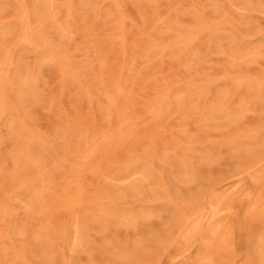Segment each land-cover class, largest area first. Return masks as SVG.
Returning <instances> with one entry per match:
<instances>
[{
    "label": "rangeland",
    "instance_id": "obj_1",
    "mask_svg": "<svg viewBox=\"0 0 264 264\" xmlns=\"http://www.w3.org/2000/svg\"><path fill=\"white\" fill-rule=\"evenodd\" d=\"M0 1L2 3V4H0V8H1L0 13L3 14V17H4V18H2L1 14H0V22L3 21L2 23H4V22L6 23L9 20L8 18H10L11 23H9L10 22L9 21L6 23V25L9 23L8 25H11L10 27H12V25H14V23L16 24L12 27L13 30H10L11 28L7 27L8 25L6 27H4L5 23L2 25L0 23L1 30L2 31L4 30V29H2L3 27L5 29L7 28L9 30V32L11 31L12 33L19 30L18 33L17 32H16V34L14 33L15 34L14 38H15V40L17 39L15 42H14V38H13V41L11 39L14 34L12 35V33L10 34L9 32H7L12 37H10L9 34H6L7 29L5 30V32L3 31V37L0 38V40L1 39L3 40L4 35H5V36H9L11 39V42L9 43V37H8V39L5 38L6 41H8V43L11 45H9L7 42H5V40L3 41V43L7 44V47H5V49L7 51L4 50V48L2 49V47L6 46V44L2 43L3 45L1 47L2 40L0 41V48L4 51L3 52L0 49V54L2 52L4 53V55L2 53L3 56L0 55L1 56L0 61L3 60V62H5V63L2 62L0 64V66L2 65V67H1L2 70H0V74H1L0 75V88L3 86L4 90L6 89L5 91L2 90L3 87H2V89H0V91L2 90L0 92V94H1L0 105L3 106V109L1 108L2 106L0 107V111H1L0 118L3 117L2 113H4V114L6 113V110L4 107H7V106H8V109H9V107L11 109V110L9 109L10 112H9V110H7L8 111L7 113H9L11 115L16 114L14 116L12 115L14 117V119H12L11 115L7 114V117L5 116L6 118L4 117V118H2V121L0 120V124H1L0 125V129H1L0 130V157H1L0 159L2 160V162L0 160V163H1L0 165L5 164V166H6V167L0 166V169L2 168V170L0 172H3L2 173L3 175L0 173V176L2 177L4 175L8 174L9 172L12 173L16 170L22 171L21 168L24 169L23 168L24 164L25 165L28 164L27 166H29V167L24 165V167H26L27 169H29V168L32 169V167L35 166L36 167L35 169L33 167V173L35 172V170H37V168H39L38 169L39 171H36V173L37 172L39 173V174L38 173L36 174L38 176L41 174L40 171H42L41 165L47 164L48 165L47 167H49V168L44 169L43 168L44 166H43L42 169H44L45 172L50 169L48 171V173L53 169L52 172H50L51 174L50 173L48 174L47 172L45 173L43 171L42 174H44V175L39 176V177L47 178L46 184L43 181L44 178L41 179L34 174L37 178L41 179V185L44 186L43 189L46 192V194L50 193V194H47V196L50 195L49 198L51 199V201L53 200V198L57 197L55 199L57 201V203H58V200H60L59 198H61L63 201H65V202L61 201L60 204L58 203L60 205V207L63 203L64 204L62 207H65V204L68 207H69V205H71L72 207L70 206L69 210L67 209L68 211L73 210V212H74L76 210V208H77L76 211H79V209H80L79 207H81V205L83 204L82 205L83 207H81V208H85V209H80V210L82 212H83V210H85L84 214L86 215L85 216L83 213L79 215L78 213H80V211L77 213L78 215L76 214V211L74 213L73 212L71 213V211H70V213H69L65 210L66 208H68L67 206L65 207V209L64 208L63 209L62 208L57 209V207L59 208V205H57V203L54 200L52 202L49 201L50 199L48 197H46V194H44L45 192H43L42 194L47 198V200L50 203L47 200H45L46 198H43L44 196L42 195L43 196L41 198L42 200L40 199L39 202L37 203V204H39L38 206L35 205L36 203L32 202L33 203L32 205L37 206V208L35 206L33 207L32 205L29 207L26 206V205H30L31 203L26 204V205L22 204L23 202L24 203L28 202V196H27L28 194H27L26 188H27V186H29V180L28 179L31 176L33 177V173L31 175V169H29L30 171L28 170L27 173L30 175V177H27V176H29L28 174H26V177L25 176L23 177V175H25L26 170H27L25 168L23 170V172H21L22 175L19 174L20 172H17V171H16V173L14 172V174L12 175L13 178H14V176L16 177L14 179L12 178L11 173H9L8 176H10L13 179V182L10 180L11 178H9V177L7 178V176H4L1 179L2 182H0V185L2 184V186H0V189L4 188V187H5V189L0 190V197H1V194H3V195L6 194V191L9 192V190H11L10 188H12V189L14 188L13 190L16 193L11 190L10 192L14 193V194H12V195L10 194V196L8 195L10 197L9 199H8V196H6L8 194V192L4 197H1V199H0V200H2V199L4 200L5 198L8 199V200L5 199L4 201L3 200L1 201V203L3 205L0 203L1 207L3 206L2 207L3 209H1V207H0V210L2 211V212L0 211V217H2V215L4 218L7 216L5 219L0 218V220L2 219L0 221V230L2 229L3 233H4V231L6 232V234L9 233L8 237L6 235V237H4V240H0L1 241L0 244H2V241H3V245H4V246L1 245V247H3L4 249L0 247V249H2L0 251L3 253L2 255H0V264H7V263L8 264H13V263L15 264L16 262H14V261H16V260L19 263L18 259H21L20 263L22 262V259H24L23 260L24 262H22V264H25V263L26 264L27 263L28 264H62L65 261L67 263L70 262V264H118V263L124 264L125 262H126L125 264H171V263H169L168 258H169V256H172L173 253H171L168 256H166L165 258H163L159 263L157 262V256L159 255V253H158L159 249H158L157 244L160 241L164 240V238L165 239L168 238L170 236L169 234H173L175 224L178 221V219H175V218H177V217L183 218L184 216H187V214H189L192 211H195L199 207H205L207 209L208 199L210 198L211 191L213 190V188L218 187L220 184H222L223 180L230 178V177H233L236 180L240 179V182L242 184L244 183L245 184L244 187H246L247 189H250L252 194L257 193L259 190H262V189H263V194H264V183L262 185H259V186L251 184V181L249 180V176L247 174V170H248L247 168H249L251 165H253L257 159L264 156V149L261 148L264 146V141H262V140H264V137H263L264 132L262 133V131L264 130V124H262V123H264V103L262 102L264 100V97L262 96V95H264L263 94L264 88L260 89L262 86L264 87V84H263L264 83V75H263V73H264V0H147V1L146 0H118L119 5H118V3H116L117 0H113V1H115L114 3L112 0H105V2L107 1L106 3L104 2V0H99V2H98V0H96V2L98 3V6L96 4V8L94 6L95 3L94 4L92 3L93 1L95 2V0H92V1H90V0H73V4H71V9H69V7L67 6L68 4L66 1H68V0H53V1L50 0L49 3H48V0H46V1L45 0H35V1L31 0V4L34 6L38 3V1L39 2L42 1V3H39V5L37 4L38 6H40V8L37 7V9H39L41 11L46 9V11L41 13V11L36 10V6H35L34 9L38 12V14L35 13L36 17L33 14L36 11L34 9H33V11L31 10L34 6L30 5L31 9L29 7V4H30L29 1L30 0H28V1L23 0L22 2H25V3H22L21 0H11L12 6H11V3H9L10 0L9 1L7 0L8 2L6 0H0ZM4 1H5V3H4ZM44 1H45V4H44ZM70 1H68V3H72V0H70ZM108 1H110V4L113 3V5L107 4ZM6 2H7V4H6ZM50 2H52V3L55 2V3L50 4ZM100 2H101V4H100ZM16 4H19L16 7L18 13H17V11L14 13L15 7L13 8V11H12V7L16 6ZM20 4H22V5H20ZM25 4H26V6H24ZM46 4L48 7L45 6ZM114 4L119 6L118 7L119 11H118V8H116V6H114ZM247 4H248V6H246ZM8 5L10 6V8H8L9 7ZM54 5L58 6L59 8L55 7ZM64 5L67 7H64ZM241 5L243 7L244 6L245 7L242 8ZM5 6H8V7H5ZM23 6H24V9H26V8H29V9H26L23 11ZM69 6H70V4H69ZM49 7H53L51 9H53L52 12L54 14L52 12H50L51 9ZM41 8H44V9L42 10ZM47 8H49L48 12H50V13L44 14L47 12V10H48ZM54 8H56V9L58 8V10L55 12L56 9H54ZM67 9H69L70 14L67 13L68 12ZM10 10L15 14V17L12 16L14 14L12 12H10ZM29 10H31V12ZM71 10H72V12H71ZM20 11H23V12H20ZM26 11L28 13L33 12L32 13L33 15L31 14L32 15L31 16ZM10 13H12V14L9 15ZM16 13L18 14V17L20 19H18ZM24 13L25 14L27 13L26 16L28 15L29 17L28 16L26 17L24 15ZM36 14L38 15V18L40 20L42 19L43 22H46V21L49 22L52 20L51 22L53 23V21H54L53 24L55 25V27H56V24H58L57 28L54 27V29H56V30H53L54 25H52V23L49 22V30L51 29L52 32H55L54 38H52V36L48 38V36H47V38L49 40H50V38L52 39V41L50 40L51 42L49 41L50 43H52L54 41L53 42L54 44L52 43L53 44L52 46H49L48 45L49 43L45 41V40L48 41V39L46 38L45 35H48L49 33H51L46 28L48 23L46 22L47 23L46 26L43 25L41 28L42 22L40 23V25L38 24V22H40V20L37 19ZM5 15H8V17ZM53 15H56L57 18H56V16L54 17ZM11 16H12V18H11ZM24 16L26 18H24ZM39 16H41V17H39ZM42 16L44 18L47 16H49V17L46 18L47 19L46 20V19L42 18ZM119 16H121V17L123 16L124 18L123 17L121 18ZM5 17H7V18H5ZM50 17L51 18L54 17L56 19L53 20ZM13 18H15L14 23L12 22L14 20ZM30 18L32 20H35V21H32ZM58 18L60 20H58L59 22L57 23L55 21H57ZM28 19L31 20L30 22H32L31 26H30V22ZM36 19H37V21H36ZM17 20H18V24L16 23ZM44 20H46V21H44ZM120 20H122L121 21L122 23L120 22ZM25 21H26V23H24ZM64 21H65V23L67 21L70 22V25L67 24L68 22L66 23L68 28L66 27L65 24H64L65 26L60 25L61 23H64ZM117 21L120 23V28H118L119 23H117ZM19 23H20V25H19ZM21 23H23V25ZM42 24H44V23H42ZM21 25H22V27H21ZM32 25L33 26L37 25L35 27L37 29H33L34 27H32ZM121 25H122V30H123V31L122 30L121 31L123 32V35H122V32L120 33ZM25 26H27V27L25 28ZM38 26H40V28ZM60 26H62L63 29ZM28 27L29 28L31 27L30 29H33L34 31L32 30L30 33V29H27ZM64 27L68 30H66ZM23 28H25V29H23ZM44 28H45V30H44ZM58 28H60L59 30H61V31H63L65 29L66 32L64 30L62 32V34H63L62 35V34H60L61 31H59ZM117 28L119 30H117ZM42 29L44 31H42ZM26 30H28L29 33H27ZM36 30H38V31L41 30L40 32H42V33H44L45 31H46V33L48 31L49 32L47 34L44 33L45 35L44 34L42 35L40 32H38ZM213 30L214 31L216 30V32H219L220 35L216 32H213ZM2 31L0 32L1 33L0 36H2ZM35 31L38 32V34L40 33L39 35L42 37L43 42H41V40H40L41 37H38L39 39L37 38V41L41 42V43L39 42L40 45L38 44V42L36 43V40H34L35 39L34 35L36 34V37L38 35L37 33L33 34ZM208 31H211L210 34H212V36H213L212 38H211ZM66 33H67V35H66ZM230 33L233 34V36ZM28 34L31 35V37L33 35L34 38L32 37V39L34 40V43H36L35 45H33L34 44L33 42H30L31 38H30V36H28ZM58 34H60V35H58ZM124 34H125V37H124ZM178 34H180L182 37H180ZM17 36H19L18 37L19 39L16 38ZM121 36H123L124 39ZM176 36H178L177 37L178 40L179 39L181 40L180 41L181 46H183L185 43H188L187 45L185 44V46L182 47L186 50V53H183L185 51L181 52L180 49H182V48H180L181 46L178 44L180 42L178 40H176ZM23 37H25V38L23 39ZM119 37L122 38V43L125 42L124 45L120 44L121 38H119ZM184 37L187 39H185ZM174 38L176 40L174 42H177V46H179V47H177L175 43L173 45V42H171L172 44L169 43V41L174 40ZM228 38H229V40H228ZM234 38L236 40H234ZM25 39H26V41H25ZM183 39L187 40V41H184ZM123 40H124V42H123ZM239 40H242L241 41L242 44L239 43L240 42ZM24 41L26 43H24ZM28 41H29V43H28ZM55 41L57 44L55 43ZM155 41H159L156 43V44H158L157 45L158 47H156V48H155V46H156L155 44H151V43H155ZM233 41H235L234 43H237V41H238L237 45L233 44ZM19 42H20L21 48H23L20 51L25 52V55H24V53H20V51H18L19 50L18 48L20 47ZM45 42H46V44L48 43L47 44L48 47L45 46V47H47V49L43 46ZM160 42H162V44H160ZM163 42H168L169 44L163 43ZM230 42H231V44H230ZM31 43H33V44H31ZM42 43H43V45H41ZM182 43H183V45H182ZM12 44H14V45H12ZM96 44L98 46V49H97ZM149 44L151 45V48H149L150 50H152L151 52H150V50H148V48H146L149 46ZM24 45L25 46L27 45L26 48L23 47ZM57 45H59L60 48ZM159 45H161V47ZM28 46L32 47V48H29ZM53 46H55V47H53ZM93 46H95V48ZM175 46L177 47L176 48L177 51H176V49L173 50V48H175ZM186 46L188 47L187 49H186ZM231 46L234 47L235 49L239 48L238 49L239 51L235 50ZM241 46H243V47H241ZM9 47H11V48L9 49ZM16 47H18V48H16ZM27 47L29 48V51L26 50V49H28ZM33 47L36 50L38 48L42 49V50H43V48H45L46 52H43V54H42V50H40L41 52L38 51L39 49L37 51L35 50L39 54V58H38V56H36L38 54L36 52H34ZM90 47L94 48V50L95 49H97V50H95V52H94V50L91 49ZM165 47L166 48L168 47L167 49H169V47H171V48L169 50H167V49H165ZM250 47L252 48V50ZM54 48L56 49L55 51H57V53H58V55L56 57H55L56 52H54ZM57 48L59 50H61L60 52H64V53L61 54ZM158 48H159V50H158ZM160 48L163 51L167 50V53L165 54V52H163ZM178 48H180L179 49L180 51L178 50ZM226 48H228V49H226ZM247 48H249V49H247ZM15 49H17V51L20 54ZM48 49L51 51L49 52ZM62 49H64V50L62 51ZM184 49H182V50H184ZM22 50H24V51H22ZM146 50H148L149 52ZM155 50H157V51H155ZM160 50L163 53V54L161 53L163 55V56L161 55V57H160V52H159ZM171 50L176 51L175 54H173V52H171ZM240 50H241V52H240ZM247 50H251L250 51L251 53L248 52ZM11 51H12V53L10 54ZM47 51L49 53L52 52V54L54 55L52 58L54 59V57H55L54 60L56 62L53 59H51V57H49V55L52 56V54H48ZM97 51L98 52L100 51V52L98 53ZM224 51H226L225 52V55L227 54L226 57L224 55ZM229 51H231L232 54ZM242 51H244V52L242 53ZM6 52L8 54H5ZM178 52H181V54L182 53L183 54L180 56V53L178 55ZM239 52L241 53V55L246 54L247 56L245 55V58H242L243 56H241ZM15 53L17 55H14ZM143 53H145V56H148V54L151 55L155 59L152 58L151 56H148V57H150V59L152 58L153 60H158V61H153L152 59L148 60V57L141 56V55H144ZM146 53H148V54L146 55ZM169 53L170 54L172 53V55H171L172 58L170 57ZM248 53H250V54H248ZM12 54H13V56H12ZM46 54H48L47 58L48 59L50 58L49 61L54 62V63H52L53 65L50 62H46V63L50 64L49 66L55 65L59 69H55L54 68L55 66L49 67L48 65H45L46 63L44 61L47 59L45 56ZM59 54H61L62 57L67 54L66 55L67 57L64 56L63 58H65V57L67 58L66 59V61L68 60L67 65L69 63H70V65H71V63L73 65H71V67H70V65H68V66L65 65L66 61H65V63L63 61H61L63 58H61V56H59ZM235 54H237L238 57H235V56H237ZM5 55H6V57H4ZM20 55L22 56V59H21ZM168 55H169V57H168ZM173 55H177L178 57L179 56L180 57L179 58L177 56L173 57ZM184 55H185V59L183 57ZM16 56L17 57L19 56L18 59H20V60L16 59ZM227 56H230V57L227 58ZM239 56L242 60H240ZM34 57L37 59V62L41 61L42 63L44 62V64L41 63L42 64L41 65L40 63H36ZM6 58L7 59L10 58L9 62ZM11 58H12V60H11ZM42 58H45V60ZM56 58H58V59H56ZM146 58H147L146 61H148L147 63H146V61L143 62ZM169 58H171V59H169ZM175 58H177V59H175ZM5 59L7 62L5 61ZM48 59L46 61H48ZM98 59H100V61ZM233 59H234V62H232ZM244 59H246V60H244ZM14 60H18L17 62H19L21 64V65L19 64L20 67L17 66L18 65L17 62H16L17 65L15 64L16 68L18 69V67H19L21 69V71L15 72V70H17V69L14 68L15 70H13V68H11L12 65L15 63ZM23 60H24L26 65L30 66V64H31L30 68H28L25 65L24 66L22 65ZM170 60H172V61H170ZM70 61H72V62H70ZM150 61H152L153 63ZM101 62H102V65H101ZM33 63H35L36 66ZM9 64H11V66ZM147 64H148V67H147ZM3 65L5 66V68H3ZM8 65H9V68H7ZM15 65L13 67H15ZM37 65H38V67L40 65V67L42 66L43 68L42 69L40 67L38 68ZM57 65L58 66L60 65V67H58ZM103 65H106L107 68H110V69L112 68L111 71L113 73L111 74L110 70L107 71V69ZM21 66L23 68L25 67L26 69L28 68L27 69L28 73H27V70L26 69L23 70V68ZM33 66H35L37 69H34L35 67H33ZM72 66L74 68L73 69L74 72H76V73L72 72L73 71L71 69ZM145 66L149 69L148 70L145 69ZM224 67H226L227 71L229 70L230 72L228 73L225 69H223V70H225L226 72L225 71L220 72V71H222L221 69ZM60 68H63V69L60 70ZM100 68H102V69H100ZM114 68H115V70H117V73L116 72L114 73ZM150 68H151V71H149ZM8 69H10V71L12 69V72H14L11 74L12 76H14V79H15V75H16L15 73L20 74V75L18 74V76L16 75V79L14 80V83H11V82H13V81H11V80H13V78L12 77H11L12 79L10 78L11 75L8 76V74H7L9 72ZM29 69L32 72L33 71L34 72L31 74ZM39 69H41V71ZM103 69L105 71V73H104L105 75L103 74V79H102V73L104 72V71H102ZM37 70H39L40 73H38ZM55 70H56V72H57V70H59V71L56 73ZM3 71H4V73H3ZM24 71L27 73V75L30 73L29 75H31V77H32V75H34L37 72L35 74L37 77L34 75L35 77L33 76V78H34L33 79L28 75L29 80H27V77H26V74L24 73ZM64 71H66V73ZM68 71H70V72H68ZM20 72H23V73L21 74ZM63 72L65 74H63ZM9 73H11V72H9ZM108 73L110 74V76ZM218 73L219 74L222 73L221 74L222 76L219 75ZM227 73L228 74L233 73V74L228 75ZM237 73H238V76H237ZM23 74H25V75L23 76ZM37 74H39L40 77ZM57 74H58V76H57ZM69 74L71 75V77L69 76ZM73 74H75V75H73ZM106 74H108V76H106ZM6 75L9 77L7 79V81L5 80L7 78ZM72 75H73V77L75 76V78L77 77L78 79L72 78ZM98 75H100L101 78L94 77V76H98ZM111 75L113 77H111ZM225 76H226V78H224ZM21 77L23 79H26L27 82L30 81V83H28V85H27L28 88L25 85L21 84V82H23V80L22 81L20 80V79H22ZM63 77H65V78H63ZM106 77H108V79H109V81L107 80L108 83L106 82V80H104V78H106ZM229 77H232V78H229ZM35 78L39 81L35 80ZM57 78L58 79L61 78V80L63 78V80H62L63 82L65 79H67L68 82H71L73 79H75V80L72 81L71 83H69L70 85H68V83L66 82L68 85V87H67V85H65L63 82H59L61 80L60 79L58 80ZM71 78H72V80H71ZM69 79H70V81H69ZM16 80L18 82L15 83ZM33 80H35L36 83L31 85L32 83L35 82V81L33 82ZM77 80H79V81H77ZM230 80L231 81L233 80L232 81L233 83ZM246 80H250V81L252 80V83L249 85L250 82L247 84ZM9 81H11V82H9ZM103 81L106 83H104ZM242 81H244V82H242ZM5 82H7V83L9 82V83L7 84ZM58 82H59V84H58ZM75 82H76V84H73ZM97 82L100 84V87L101 86L104 87V88H101L100 91L98 90L99 87L97 89V84H98ZM100 82H102V83H100ZM125 82L129 83V84L132 83L134 85V87L132 84H130V85H132L131 88L133 87L134 89L133 88L131 89L130 86H128V88H130L132 91H126L125 89H127V86H126L127 84H125ZM230 82L232 84H235V85L233 86ZM245 82L251 90L248 87H246L247 85L242 84V83L245 84ZM256 82H258V83H256ZM61 83H63L64 85ZM165 83L166 84L169 83L170 85L169 84L166 85ZM183 83L185 85L186 84L187 85L185 86ZM259 83H260V86H258ZM9 84L12 86L13 89L11 88V90H10V88H8L10 86ZM12 84L14 85V87ZM19 84H20V87L22 89L19 87ZM29 84L32 86L31 88H30ZM106 84L109 86H107ZM118 84H120V85H118ZM122 84H123V86H121ZM164 84H165V86H168V87H165ZM181 84H183V87L181 86ZM188 84L194 87V88L192 87L193 88L192 89L193 94L196 93L197 91H199V90L194 91V89H196V86H198V85L200 87H197V88H201V86L203 88L208 87L207 90H206V88L204 89L205 91L203 90V88H201L202 90L201 89L200 90L202 92L204 91L205 100L207 102L210 101V103H211V104L209 103L210 105H212L211 101H213V100L216 102L218 101L219 107H217V108L219 109L220 113L217 110V108L214 107L213 105L210 106L207 103L205 105L206 101L204 100V97L202 96L203 93L201 91H199L200 94H197V93L194 94L195 97L189 96L190 99L195 98V99H193L194 101H191L192 99L190 100L188 98V95L187 94L185 95L183 92L185 87H186V89H187V87L188 88L190 87V86H188ZM194 84H196V86H194ZM207 84H209V86H207ZM236 84H238V85L242 84L244 87L242 85H240V86H242V88L240 86L238 87ZM5 85H7L8 87ZM17 85L21 91L19 90ZM35 85L37 88L34 87ZM59 85H61L63 87L61 88ZM77 85H79V86L82 85V87H79ZM110 86L114 87L113 88L114 92H112V89L110 91ZM235 86H236V88H235ZM251 86H253V87H251ZM255 86L260 91H258L257 89L255 90V88H256ZM115 87H117V88H115ZM122 87H125V89H123ZM156 87H158V88H156ZM160 87H162L161 90H158V89H160ZM7 88L9 89V92H7V90H8ZM33 88L38 89V91L35 89V91H37V92H35ZM80 88L81 89L84 88V90L88 89L91 92H89L88 90H85L86 92L84 94L83 93L84 90L81 91ZM105 88H107V89H105ZM170 88L172 91L174 89V91L172 92V94H174V95H172L171 91L168 90ZM177 88H178V90H177ZM180 88H182V89H180ZM223 88H224V90H223ZM23 89H24V91H23ZM96 89L101 94L102 93L105 94V90L108 93L110 92L109 94L112 93V95L110 97L107 96V93L105 95L103 94L104 96L102 95L104 98L107 97V99L105 98V100H107L106 101L107 103H103V102H105V100H101V99H104L102 96H101L102 97L101 98L100 96L96 95L97 93H98V95H100ZM18 90H19V92H23V95L26 94L27 97H28L29 93L31 94V92H34L35 94L32 93V95H34V96L29 95L30 100L28 98V101H27V97L24 96L23 99L26 101V103L23 104V103H21V102H23L22 97H21L22 101L21 102H20V100L18 101V95L20 96V94H21L18 92ZM118 90H120V92ZM165 90H167L168 92ZM179 90H181V92H179ZM226 90H229V93ZM261 90L263 91V93ZM10 91H13V95L10 94ZM15 91L17 92L18 95L16 94ZM102 91H104V92H102ZM116 91H118L117 94H116ZM121 91L123 92L122 94H121ZM154 91H155V93H154ZM161 91H164V92H161ZM206 91H208L207 92L208 97H206ZM248 91L250 94L248 93ZM250 91L254 92V94L251 93ZM255 91L261 92L260 97L263 100H261L260 97L258 98V96H257L258 92H255ZM6 92H7V94H6ZM127 92L130 95H127ZM185 92L189 93L191 91H189L187 89V91H185ZM222 92L228 93L225 96V98L223 96V95H225V93L223 94ZM82 93H83V95H82ZM90 93L91 94L93 93L94 95L92 94L93 95L92 96ZM168 93L170 95V98H169ZM179 93H182V94L180 95ZM192 93H190V94L192 95ZM8 94H10V99H8V97H5V95L9 96ZM14 94H16V95H14ZM88 94H90V95L87 96ZM160 94L162 95V97ZM163 94H164V97H163ZM165 94L168 96L166 97ZM183 94H184V96H183ZM219 94H220L221 98L222 99L224 98V100L226 101V102H223V104L221 103L223 107L220 106L221 104L219 103L222 101ZM84 95H86V96H84ZM118 95L121 96V98H122L121 100L119 98L120 96H118ZM171 95L173 97H171ZM176 95H180V96H176ZM198 95L200 97L202 96L201 97V98H203L202 101ZM258 95H260V93H258ZM15 96H17V101L21 103V104L20 103L15 104V106L18 105V107H19V105H22V106L24 105L23 107L21 106V108L19 107V111H20V109L23 108V110H21L20 112H22L23 114L25 113L26 117H25V115L23 116V114L18 111V108H16L17 106L14 107V105L12 104L15 102L17 103V101H15L16 100ZM82 96H84V97H82ZM95 96H97V98ZM156 96H158V97H156ZM181 96H183V97H181ZM185 96H187L188 101L190 100L192 103L190 101L187 103V101H186L187 99H185V100L183 99ZM87 97L88 98L90 97V98L87 100ZM152 97L153 98L156 97L159 100L158 99H152ZM177 97H178V101H179V97H181L180 99H182V101L181 100L179 102L176 101ZM218 97L220 98V100L218 99ZM11 98L13 99V101ZM93 98H96V99H93ZM98 98L101 101H99ZM161 98L162 99L165 98V101L162 100ZM172 98H175V101L178 103L177 104L178 108H177V106H175L176 102ZM196 98H199V100ZM34 99H36V100H34ZM92 99H93L94 103L96 100H98V102H100V104L102 103L101 104L102 106L100 105V107L103 109L101 111V112H103V114L109 112V110H106L109 108V106L113 107L114 104H116V106H117V103H116V101H117L118 106H119L118 107L119 110L117 109L116 106H114V108L116 107V112L118 110L117 114L122 119L124 117L127 118V116L129 115V117L127 119L124 118V120H126L125 122L128 123V125L126 124L127 130H128V133L131 132L132 135L130 134V136L132 137V139H131V137H129V135H127L128 133L126 130V132H125V134L127 133L126 135L120 134L122 137L120 135H119V137L115 136L117 138V139L115 138L117 143H121V142L124 143L122 145H119V147H117L118 146L117 143H116L117 144L116 146L114 145L116 142V141H114V139L110 143H108L112 147L111 146L109 147V145L105 146L104 143L102 144L100 142L101 145L99 144V147H102L101 149H103L104 147L105 148L107 147L106 149H104L105 152L101 149L98 150V152L100 151L98 154L99 156L95 155V157H93L94 159L97 157V159L95 161H94V159L91 160V161H93L92 163L95 164V166L93 164H91V165L85 164L82 166L81 170L79 169L80 171L79 170L77 171V173L79 175H80V173L82 174V175H80L81 176V178H80V176L76 177V175L74 174L75 172L72 173L73 174L72 175L69 172L70 170H68V167L70 166L72 168L76 163L78 153L81 154L84 152L85 149H83V148H82L83 152L82 151L80 152V150H81L80 146L81 145L83 146V142L88 140L85 138H88V135H89V139H91V141H93V140L99 141L101 139L100 136L102 137V135H100V133L98 134L96 132H101V134H102V131H103L104 132L103 134H105V130H106L105 128L106 127L108 128V126H111V125L113 127V125H114L113 124L114 122H112V120L110 122V120L108 119V116L106 114H105L106 116H104V115L101 116L102 113L98 112L101 110V108L99 109V107H97V105L99 103L96 101V103L95 104L93 103L94 105H92V102H93ZM151 99L154 100V102L152 101L153 103L149 102ZM166 99H169V101L168 100L166 101ZM170 99H172V102H170ZM1 100H3L2 101L3 104H1L2 103ZM118 100H120V103ZM161 100L163 103L160 102ZM259 100H261V101H259ZM90 101H92V102H90ZM113 101H114V104L112 105L111 103ZM4 102H6V103H4ZM88 102L90 104H88ZM156 102H158L159 104ZM167 102H170L169 103L170 108H169V105ZM173 102H175V103H173ZM185 102L188 105L185 104ZM240 102L241 103L244 102V103L241 104ZM172 103L175 105H172ZM181 103H182V105L183 104H185V105H183V106L180 105L181 110H179L180 109L179 104H181ZM215 103H214V105H215ZM239 103L243 106L241 107V105ZM4 104L5 105L8 104V105L5 106ZM11 104L13 107H11ZM105 104L107 105V107ZM161 104H163L164 106L162 105L163 107H160ZM155 105L157 107L156 108L157 111H158L159 107L163 108V109H161L162 112L158 111L161 114H159L155 110ZM157 105H159V107ZM203 105L206 106L208 109H210V107H212V109H210V110L207 109V112L209 111V113L210 112L212 113L211 110H213V109L215 110V108H216V111L213 110L214 114H212V117L210 114L205 112L206 110H205V107ZM208 105L210 107H208ZM147 106H149V107L152 106V107L148 108ZM153 106H154V109H153ZM195 106H198V107L195 109L194 108ZM112 107H110V108H112ZM175 107L177 108V110ZM238 107H241V108H238ZM74 108L77 111H80L82 113V115L84 114V116H82L80 114V117H83L84 121H81L82 118L80 119L79 115L77 116V114H79L80 112L79 113L75 112V114H73L75 111ZM151 108L153 109L152 111H151ZM226 108L229 109L228 111L231 110V112H234V113L233 114L232 113L229 114V112L227 113ZM201 109H202V111H201ZM13 110H15L16 112ZM203 110H205V111H203ZM223 110H225L226 114H225V112L222 113ZM12 111H13V113H12ZM153 111H154V113H153ZM204 112H205V114H204ZM216 112H218V114H215ZM120 113L122 115H120ZM19 114L24 118H29L30 120L26 119L29 123H27V121L24 118H22ZM71 114L74 116V117H72L73 119L74 118H77V119L72 120ZM125 114H126V116H124ZM157 114L159 115V117H158L159 119H157V116H158ZM99 115L103 120L105 118H106V120L102 121V119L99 117ZM205 115L206 116L210 115V116L206 117ZM213 115H215V116L213 117ZM8 116L9 117L11 116L10 119L12 121L9 119ZM15 116L17 117L16 120H15ZM19 116L21 118H19ZM103 116L105 118H103ZM152 116L154 118H152ZM61 117L66 118V121ZM78 117L80 120L78 119ZM209 117L211 119H209ZM129 118H132L133 120L130 119L131 121H129ZM3 119H4V121H3ZM7 119H9V121H6ZM19 119H20V121H19ZM21 119H23V120H21ZM14 120L15 121L18 120L17 121L18 124L15 123ZM86 120H87V122H86ZM134 120H135V122H133ZM10 121L11 122L14 121L13 125L14 124L15 125L17 124V125L13 126L12 123H10ZM4 122H5V125L8 124L6 126V128H5ZM20 122H22V123H20ZM62 122H63V124L65 122L64 125L65 126L67 125V127H65L63 124H61ZM68 122H69V124H68ZM73 122H77V124L80 125V126L77 125L78 127H81V129L86 130L85 132L82 130L85 136L83 135V133H81L82 131L79 130L80 128H77L76 124ZM82 122H83V124H85L84 122H86L85 127L88 126V128L85 129ZM109 122L111 123V125H109ZM130 122L134 123L133 126H131ZM30 123L33 125V127ZM70 123H72V125L76 126V127L71 126ZM27 124H30V127L33 128L32 132L29 131L32 128H30L29 125L27 128ZM60 124L65 129L67 128V130H68V128L70 129V127H71L73 129L72 132H74V134H72V132L69 130H68V132H70V133L67 134V131L64 128H62L68 136L67 137L65 135V138H64L65 132L63 131V133H62V131H60L62 129L61 128H60V130L58 129ZM129 124H130V126H129ZM19 125H21V126H19ZM68 125H70V126H68ZM104 125H105V127H103ZM11 126H13L15 128L13 129V127H11ZM25 126H26V128H25ZM258 126L260 129L258 128L256 131V128ZM8 127L9 128L11 127L10 128L11 130ZM34 127L37 129H35ZM90 127L93 130L92 131L93 134H90L91 131L90 132L88 131V130H90L89 129ZM112 127H110L111 129L109 128L108 130L111 131ZM128 127H129V129H128ZM19 128H21V130H19ZM74 128H75V130H74ZM250 128L251 129L255 128V129L252 131L251 130L249 131ZM24 129L26 131L24 132V135H23ZM76 129H78L79 132H77L78 130H76ZM96 129H101V131L96 130ZM103 129H105V130H103ZM113 129H115V128H113ZM131 129H133V131ZM108 130H106L105 135H107V134L112 135L111 132L113 133L114 131H116V129L111 131V132H109ZM34 131L39 133L40 135H42L44 133L42 136L47 135L44 138L45 140L42 139L43 137L40 138L43 140V143L42 142L40 143L41 140L38 138V137H41L40 135H38L37 133H35L37 135L32 134V133H34ZM38 131H41L42 134H41V132H38ZM58 131L61 133V135L59 134ZM75 132L78 134L75 135ZM20 133H21V136H20ZM26 133H27V135H25ZM260 133H262L263 136L260 135ZM31 134L34 136V138H33V136L30 137ZM257 134H259L260 139L257 137L258 136ZM48 135H50L52 137L53 136L55 137V135H56L57 137L54 138V141L56 139V142L52 143V142H54L53 138L51 139ZM97 135H100L99 139H98ZM105 135H103V136H105ZM14 136L16 138H18L17 143L19 141L21 143V145H20V143L17 144L16 140H15V143L11 142L12 144L10 142H8L9 140L16 139V138H14ZM22 136H25L24 137L25 140H27L30 137V138L34 139V141H38L39 145H41L42 148L44 147L43 145L45 143H46V145L49 143L48 146L45 147V149L48 148L47 151H44V153H43L46 156L43 154L41 155L44 148H43V150H41L42 148L40 147V148H38V151H37V147H39V146H37L38 143L30 140V138L28 139L30 141L29 142L27 141L28 143L25 140L23 142ZM35 136L39 140H35ZM237 136H239V137L237 138ZM46 137L47 138L49 137L48 138L49 142L46 141L47 140ZM81 137H85V138H81ZM124 137H126L127 142L124 140L125 139ZM261 137H263V139ZM9 138H11V139H9ZM19 138L21 140H19ZM257 138L259 140H257ZM50 139H51V142H50ZM83 139H84V141H82ZM252 139L257 144H259L260 141L263 142L262 143L263 145L259 144V145H261V147L259 145H257V146H259L258 147L259 153L257 151L258 150L257 146L252 141ZM4 140H6L8 142V144ZM256 140L259 142H257ZM78 141L79 142L81 141V143H79ZM88 141H90V140H88ZM112 142H114V144ZM35 143H36V145H35ZM69 143H71L70 145L72 146L73 149H71V147L69 146ZM16 144L19 147L18 149H17V146H15ZM26 144L28 146H26ZM11 145L13 147L10 149L11 150L14 149V150H12V152L13 153L16 152V154L19 153L16 155V157H14L15 156V153H14L13 157H14V159L16 158V161H14V164H16L15 162H17V163L19 162V164H20L21 160L19 158H17V156H19L20 154H24V153L27 155L26 157H25V154L23 155L26 158L24 160H27V164L25 163L26 161L22 160L23 163L20 164V166H22L21 168H20V166L15 167L13 165V162H11V160H14L11 157L13 155V153L11 152V150L9 151V147ZM21 146H23V147L20 148ZM29 146H30V148L27 149V152L29 154H27L26 148H28ZM31 146H33V147H31ZM67 146H69L70 148ZM24 147H26V148H24ZM113 147L116 150L112 149ZM255 147H256V150H255ZM32 148H34L37 151V153L39 152V155H41L39 157V155H37V153H35L38 156V157L36 156L37 159L34 156L35 151L33 152ZM66 148H68V150L71 151V152L69 151L70 154ZM20 149H22V150H20ZM23 149H25V152L23 151ZM64 149H66L67 152ZM253 149H254V152H253ZM261 149H262V152H260ZM113 150H114V152H112ZM20 151H23L24 153H22V152L20 153ZM29 151H31V152H29ZM73 151H75L74 155H71V154H73ZM255 151H257V152H255ZM8 152L11 153L9 156V158H11V160H9V161L11 162L12 166L10 165V162L7 161L8 155H9ZM45 152L46 153L48 152V154H46ZM101 152L103 154L105 153L107 156L104 155V157H103V155L100 154ZM109 152L111 153V156H110ZM252 153H253V155H252ZM75 154H76V156H75ZM254 154L256 157L250 158L251 156H254ZM28 155H29L30 159H29ZM58 155L62 159V160L61 159H59V160H61L62 163L64 161V164H66V165L60 164L61 162L57 161L58 157H59ZM101 155H102V160L100 161ZM248 155L250 157H248ZM3 156H5V157L3 158ZM72 156H74V157H72ZM20 157H21V159H23V157L21 155H20ZM41 157H42L43 162L40 160ZM46 157L47 158L49 157L51 160L49 158L46 160L45 159ZM54 157H56L55 160L53 159ZM109 157H111V158H109ZM6 158H7V160H6ZM33 158L35 159L36 164L38 162V159L41 162L39 161L38 164L36 165L34 161L32 162V160H34ZM68 158H74L73 160L75 162L72 159H70V161H69ZM254 158H256V159H254ZM17 159L20 161H18ZM28 159H29V162H28ZM52 159L54 162L57 161L55 163L60 164V165L52 163ZM67 159L69 162H65V161H67ZM4 160L7 163L5 162L4 164H2L4 162ZM44 160H46L47 162H49V161H51V162H49L50 164H48ZM71 160H72V162H71ZM98 160L100 162H98ZM119 160H121L122 163L129 162V163H131V165L126 163L128 165V166H126V164L124 163V164H122L123 166H125L124 168H123V166H120V165L116 167L115 163H117L116 165L121 163V161L119 162ZM113 161H114V163H113ZM241 161H242V163H241ZM142 162H144V163H142ZM251 162H253V163H251ZM30 163H32L31 165H33V163H34V165L30 166ZM42 163H44V164H42ZM67 163H69V165H67ZM72 163H73V165H71ZM96 163H98V164L96 165ZM133 163L135 165L137 163L136 167ZM53 164L56 166H54ZM143 164H145V165H143ZM7 165H9V166H7ZM99 165H101V166H99ZM139 165L146 166V167H142ZM10 166L11 167L14 166V168H17V169H14V171H11L13 168H10ZM52 166H54L55 169L52 168ZM62 166H63V168H65V167L66 168L63 169ZM96 166L97 167L99 166L101 168V170H100V168H97ZM7 167L10 169H8ZM47 167H45V168H47ZM85 167L87 168L86 170H84ZM94 167L97 168L96 169L97 172L95 171ZM118 167H120V168L118 169ZM128 167H129V169H128ZM141 167L143 169H145V171H146L145 173H146L147 177H145L146 175H145L144 171L141 169H140L141 171L139 172V174L143 175V178H142V176L139 177V174H136V172L138 173V170H139L138 168H141ZM4 168L5 169L7 168V169L4 170ZM59 168H61V169L59 170ZM91 168H92V170H91ZM115 168L117 171L114 170ZM126 168L128 169V171L126 170ZM147 168H149V171ZM56 169H58V170H56ZM66 169L68 170L67 173H66ZM120 169H121V171L126 170L127 172H129V170L131 172V169H132L134 172L132 171L131 173L132 174L134 173L135 175L133 174L129 177V175L131 174L130 172L128 173L129 175H127V172L126 173L123 172L124 174H122V173L120 174L119 173V172H121ZM7 170H8V172L5 173V171H7ZM89 170H90V172H88ZM99 170H100V172H98ZM113 170H114V172L116 171L117 173L115 172L116 173L115 174L113 172ZM84 171L86 173H83ZM63 173H64V175H62ZM101 173H102V175L104 174V176H103V177H105L104 179H103L102 175L100 176ZM118 173L120 175H117ZM148 173L150 175H148ZM15 174H17V175L19 174V176L15 175ZM45 174H48L49 178ZM66 174L67 175L69 174L68 177L66 176L68 179H65ZM50 175H52V176H50ZM70 175H72V179H76V178L81 179V181L78 179L80 182L78 180H77V182H79V184L82 183L80 185V188H82L81 186H83L85 189L82 188L79 191V189H77V187H79V185L76 184L77 182H75V184L73 186L76 187L75 190L77 189L76 191L77 192L79 191V192L77 193L75 190L73 191V189L70 190V187L68 184L69 180H72L70 178L71 177ZM105 175H107V177ZM121 175H123V176L121 177ZM53 176H54V178H53ZM5 177H6V180L9 179L11 181V183L8 184L7 183L8 181L5 180ZM17 177L19 178L20 183H18ZM51 177L54 179V180L52 179L53 181L51 180ZM73 177H75V178H73ZM21 178H23V180H21ZM63 179L66 182L61 181ZM106 179H109V182ZM111 179H114L115 182ZM115 179H117V180H115ZM14 180L17 181L15 183H17L19 185H15ZM20 180L21 181H27L28 180L27 181L28 184L27 183L24 184V182L22 183ZM47 180H51L52 182L51 181L48 182ZM105 180H106L107 184H105ZM3 181H5L6 183L4 184ZM42 181H43V183H42ZM60 182H62V183H60ZM64 182L67 185V187H65L66 186L65 184L62 185ZM113 182L115 183L114 185H113ZM30 183H31V180H30ZM6 184H8L10 186L9 189H7L8 185H6ZM21 184H24L25 187H24V185H22V187H21ZM51 184H53V185H51ZM60 184L62 185L61 188L59 187ZM135 184H136V186H135ZM11 185H12V187H11ZM45 185H46V188H45ZM49 185L51 187V188L50 187L49 188L52 190L47 188V186H49ZM111 185H113V186H111ZM130 185H132L133 188L135 187L136 191L131 189L130 187H132V186H130ZM138 185H139V188H138ZM14 186H16V187H14ZM17 186H19L21 188L19 189V187L17 188ZM73 186H72V188H74ZM106 186L107 187L109 186V187L106 188ZM128 187L132 191H130L128 189ZM15 188L17 191H19V190L23 191L22 190V188H23L26 190V192L24 190V193L20 192V193H22V195H20V193L17 192L15 190ZM53 188H55V189H53ZM57 188H58L59 192H60L59 189H63V190L67 189V190H69L68 192L73 191L72 192L73 194H71V192H70V195H73V196H71L72 198L69 200L68 199L69 197H68L67 198L68 200H67L65 198L63 190H62V197H64V199H63L60 195L61 192L58 193V191L56 190ZM64 188H66V189H64ZM82 190H84V191H82ZM51 191H54V192H51ZM66 191H64V192H66ZM105 192H107V193H105ZM18 193H19V195H18ZM74 193H77V194L74 195ZM25 194H27V195H25ZM56 195H59V197ZM77 195H80V196H78L79 198L74 197ZM110 195L114 196L116 201L111 199L113 197H110ZM118 195H120L121 197H119ZM195 195H197V196H195ZM16 196L17 197L22 196V197L21 198L19 197L20 200H18L19 198L17 199ZM23 196H24V198H23ZM100 196H101V199L98 200ZM115 196H117V197H115ZM14 197H15V200L13 199ZM105 197H107V199ZM189 198L192 199L191 200L192 202L190 201ZM236 198H237V200H236ZM79 199H80L79 205L73 206L72 200H73V203H75ZM16 200H18L17 203H16ZM82 200H84L85 202L83 201V203H81ZM194 200H196V201L194 202ZM231 200L229 199L228 201H230V203H232V205L234 207L237 206L240 209V216L235 218V221H233V224L242 227V231H240V233L236 234L235 240H234V250H235L237 264H260V263L264 264V258H263L264 257V251H262V249L264 250V248H263L264 247V244H263L264 243V240H263L264 239V223H263L264 218H261L260 219L261 221L259 223L254 224L252 226V228L248 230V228L244 226V220L241 216L243 214L245 208L248 205L247 201H244V199H242V201H241V199L238 198V195L233 198L232 202H231ZM7 201L10 202V205L12 204L13 206L12 207L10 206V208H8L9 204L7 203ZM37 201L38 200H36L34 202H37ZM100 201L105 202V203L101 202V204H98V203H100ZM18 202L21 203L20 205H21L23 210L20 208V205ZM47 202L50 204L49 206H48ZM187 202H189L190 206L188 205ZM4 203H7V204H4ZM15 203H16V205L17 204L19 205V206L18 205L17 206L20 209H18L15 206ZM41 203H42V205L44 204L45 205L44 207H47V208H44L43 210L41 209L42 211H44L45 216L43 218H39L40 219L39 220L38 216L40 215V213L42 214V211L38 207L41 206L40 205ZM53 204H54V208H55V205H57V207L55 209H53V206L51 208H49ZM104 204H106V206ZM199 204H201L202 206ZM5 205L7 207H4ZM98 205H100V207ZM113 205H114V207H112ZM103 206H105L107 208H105ZM41 207H43V206H41ZM74 207H75V210L71 209ZM101 207H103L102 210L100 209ZM4 208H8V210L4 209ZM33 208H35V209L32 211ZM98 208L101 211H103L105 208V211L108 212L109 215L111 213L113 214L116 212L117 214L121 215L122 218L119 217V219H116L118 217V215L113 214L114 215L113 216L111 214L113 217H115V220H113V217L110 218V216L107 213H105V211L103 213V212L97 210ZM110 208L111 209L116 208V209L115 210L112 209L113 210L112 211ZM24 209H27V210H24ZM46 209H50V210H48V212H47ZM61 209H62V211H61ZM28 210H29V213H28ZM53 210L54 211L56 210V212H54ZM184 210H188V211L182 212ZM9 211H13V213H15L16 215H14L13 213L8 214L7 212H9ZM24 211H26L27 213L25 214ZM32 212H33V215L35 214L34 217L31 216ZM37 212L38 213L40 212V213L38 214ZM64 212H66V213H64ZM100 212L103 213L104 215H102ZM52 213L53 214L58 213V215H55V214L53 215ZM176 213L177 214L179 213L180 216H176ZM24 214L27 217H31V218L30 219L27 218ZM27 214H29V216ZM70 214L72 216H69ZM11 215H14V218H13V216L11 217ZM76 215H77V217H76ZM15 216H17L16 217L17 219L15 218ZM50 216H51V219H50ZM73 216H75L76 218H79V219H81V218L83 219V217L85 218L84 220L81 219V221H79L80 223L81 222L85 223V224L81 223V227H83L81 233L83 235V241L85 239V242H84V244H83V242L81 243V245H83L82 247L80 246L81 249L80 248L76 249V251L77 250H79V251L76 252L74 249H71L72 251L74 250L72 252L73 254H71L70 248H72V247L68 248V246H65L68 248V249L67 248L65 249V247H64L65 243H63V242H66L68 240V237L70 236L69 231L71 232V230H70L68 225L70 224L71 218H75ZM80 216H82V217L80 218ZM103 216L106 217V218L104 217V222L106 221V219L108 222L109 221L108 219L110 218V221L107 224H105L103 222V219H102ZM124 216H125V218L123 219ZM127 216H128V218H127ZM129 216H130V219H129ZM131 216H133V217H131ZM8 217H11V218H8ZM36 217H37V220H39L40 222H42V221L44 222L45 218H46V220L44 223H40L38 221L36 222L35 221ZM20 219H22V220H20ZM31 219L34 220L35 223H34V221L32 222ZM41 219H42V221H41ZM86 219H89V220L86 221ZM99 219H101L102 221L98 222ZM111 219H112V221H111ZM65 221L67 224L69 223L68 225H66L67 229H68L66 231V233L68 232L67 234L69 236L67 235V237H64L67 239L61 240L63 238H58V235L61 237L60 234H61L62 229H64V227H65V224H66V223H64ZM173 221H175V222H173ZM37 223H40V224H42V226H45V227L41 228V226L38 225ZM54 224H56L57 226L56 225L54 226ZM172 224H174V225H172ZM84 225H86V226H84ZM170 225H171V227H170ZM17 226L18 227L20 226L19 229ZM22 226H24L23 229L21 228ZM38 227H39V229H37ZM55 227H57L58 229L57 228L55 229ZM59 227L61 228V230H59L60 229ZM12 228H14V229L12 230ZM15 228L20 233L16 232ZM20 228L23 231V237H22V233L20 231ZM29 228L32 229L33 234L31 233V231H26ZM43 229H45V230H43ZM50 229H52V230H50ZM14 230H15V232H14L15 234L12 232ZM39 230H41V231L39 232ZM54 230H56V232H58V233H56ZM44 231L46 233H44ZM51 231L55 232V234L57 235L55 237V239H53V242H54V240H56L57 243L52 242L51 239L54 238L55 234H53L54 236H52L53 232H51ZM10 233H11L12 237L10 236ZM28 233L29 234L31 233L33 236L31 234L26 235ZM34 233H36L37 236ZM47 233L50 235H46ZM12 234H14V235H12ZM39 234L42 236H40ZM43 234H45L46 237ZM0 236H2V235H0ZM3 236H4V234H3ZM259 236L263 237V238H261L262 240L259 238ZM34 237H35V239H34ZM39 237H41L40 238L41 241L44 239L42 243H43V245L45 244L44 245L45 247H47V248H48V246L51 247L50 249L52 250V252H51V250L47 251V249L40 242ZM0 239H3V238L0 237ZM8 239H10V240L6 242V240H8ZM31 239L33 241L31 244H29L31 242L30 241ZM59 239L62 241V243L64 245L62 243L58 244L59 242H61ZM26 240H28V241H26ZM45 240H46V242H45ZM10 241H13V242H10ZM38 241L40 242L39 244H38ZM258 241L260 243H258ZM8 242L11 243L10 245H11L12 249H10V250L12 252V256L13 255H14L13 257L19 256L20 258L18 257L17 259H15L16 257L13 258L12 256H9L11 254L10 251H9V255H6L8 253V249L10 247V245H8L9 244ZM33 242H36L37 244L33 243ZM47 242H49V243L46 244ZM107 242L110 244L111 248L108 246L109 244ZM22 243H23V245L25 244L24 247H22L23 246V245H21ZM51 243L53 245H51ZM66 243H68V242H66ZM69 243L66 245L71 246V244H69ZM33 244H34V246H33ZM105 244L107 246H105ZM120 244L122 246H120ZM59 245H61V246H59ZM250 245H252V246H250ZM257 245H258V247H257ZM7 246H9L8 249L6 248ZM27 246L31 247L32 249H35V250L38 248L39 249L36 251H33L32 249H30L33 251V253L31 254L30 251L28 250V252L30 253L29 254L27 252V250L25 249V247L27 249H29ZM36 246L37 247L40 246V247L37 248ZM52 246H55L56 250ZM56 246L61 247L62 249L58 248ZM119 246L123 249L124 254L121 252L122 249L121 248L119 249ZM123 246H124V248H123ZM16 247H18V248L22 247V249H24L25 251L19 248L20 250L18 252V248H16ZM34 247H36V248H34ZM42 247H43V249H42ZM140 247H141V249L139 250ZM40 248L42 250L46 249L43 251L44 256L42 253H39V251L42 252V250ZM52 248H54V249H52ZM57 249H59V251H60V249L61 250L64 249V251L59 252V251H57ZM258 249L260 251H262V253H260L258 251ZM65 250H66V252H65ZM80 250H82V251H80ZM246 250H248V251H246ZM13 251H14V253H13ZM22 251L24 252V255H23ZM1 252H0V254H1ZM47 252H51V253H47ZM54 252H56V254H57V255H55V257H54V254L52 255V253H54ZM62 252H63V254H62ZM15 253H17V254L15 255ZM21 253H22V255H21ZM45 253H46V255H45ZM113 255H115L116 257ZM118 255H120V256L122 255V257L124 256L123 257L124 259ZM4 256H7V257H4ZM44 257H46V258L44 259ZM110 257H112L114 259H112ZM258 257H259V259H258ZM11 258H13V259H11ZM118 258H120V259L122 258V259L119 260ZM28 259H30L31 263ZM46 259L48 262L46 261ZM10 260L13 261V263ZM124 260H125V262H123ZM261 260H263V261H261ZM222 261H224V260L222 259L220 261V264L225 263V262L222 263Z\"/></svg>",
    "mask_w": 264,
    "mask_h": 264
},
{
    "label": "bare ground",
    "instance_id": "obj_2",
    "mask_svg": "<svg viewBox=\"0 0 264 264\" xmlns=\"http://www.w3.org/2000/svg\"><path fill=\"white\" fill-rule=\"evenodd\" d=\"M6 1H7V0H6ZM8 1H9V0H8ZM8 1H7V2H8ZM22 1H23V0H21V2H22ZM27 1H28V0H27ZM33 1H35V0H33ZM45 1H46V0H45ZM45 1H44V4H45ZM49 1H50V0H48V3H49ZM52 1H53V0H52ZM68 1H70V0H68ZM68 1H66L67 4H68L67 6L69 7V9H71V4H73V0H72V3H68ZM90 1H92V0H90ZM112 1H113V0H112ZM146 1H147V0H146ZM7 2H6V4H7ZM12 2H13V1H12ZM14 2H15V1H14ZM18 2H19V1H18ZM29 2H30L29 7H30V9H31V6H30V5H32V4H31V0H30ZM66 2H65V3H66ZM70 2H71V1H70ZM98 2H99V0H98ZM104 2H105V0H104ZM106 2H107V1H106ZM106 2H105V3H106ZM114 2H115V1H113V3H114ZM148 2H149V1H148ZM4 3H5V1H4ZM4 3H3V4H4ZM9 3H11V0H10ZM22 3H25V2H22ZM39 3H42V1H40V2L38 1L37 4L39 5ZM46 3H47V2H46ZM48 3H47V4H48ZM53 3H55V2H53ZM53 3L50 2V4H53ZM56 3H57V2H56ZM90 3H91V2H90ZM92 3H93V4L95 3V4H94L95 8H96V4H97V6H98V3L96 2V0H95V2L93 1ZM113 3L110 4V1H108L107 4H109V5H113ZM116 3H118V0H117ZM0 4H2L1 1H0ZM13 4H14V3H13ZM26 4H27V3H26ZM26 4H25L24 6H26ZM37 4L35 5V6H36V10L41 11V10L37 9V7L40 8V6H38ZM47 4H46L45 6H47ZM69 4H70V6H69ZM100 4H101V2H100ZM100 4H99V5H100ZM103 4H104V3H103ZM14 5H15V4H14ZM17 5H19V4H16V6H13V7H12V11H13V8L15 7V8H14V10H15L14 13L17 11V9H16ZM20 5H22V4H20ZM57 5H58V4H57ZM59 5H60V4H59ZM65 5H66V4H65ZM65 5H64V7H67V6H65ZM118 5H119V3H118ZM118 5H115V4H114V6H116V8L119 7ZM3 6H4V5H3ZM8 6H9V5H8ZM8 6H5V7H8ZM11 6H12V3H11ZM24 6H23V11L26 10V9H29V8H26V7H25L26 9H24ZM32 6H34V5H32ZM35 6L31 9L32 11H33V9L35 8ZM49 6H50V5H49ZM52 6H53V5H52ZM54 6H55V7H58V6H56V5H54ZM94 6H93V7H94ZM114 6H113V7H114ZM241 6H242V5H241ZM246 6H248V4H247ZM27 7H28V6H27ZM41 7H42V6H41ZM47 7H48V6H47ZM244 7H245V6H244ZM244 7L242 6V8H244ZM8 8H10V6H9ZM20 8H21V7H20ZM44 8H45V7H44ZM44 8H41V9L43 10ZM49 8L51 9V8H53V7H49ZM49 8H47L48 10H47V12L44 13V14H47V13L49 14L50 12H52L53 9H51V11L48 12V11H49ZM58 8H59V7H58ZM58 8H57V9L54 8V9H56L55 12L58 10ZM250 8H251V7H250ZM0 9H1V8H0ZM65 9H66V8H65ZM69 9H67V10H68V12H67L68 14H70V13H69ZM2 10H3V9H2ZM31 10H29V11L31 12ZM34 10H35V9H34ZM36 10H35V11H36ZM67 10H66V11H67ZM243 10H244V9H243ZM247 10H248V9H247ZM12 11L10 10V12H12ZM23 11H20V12H23ZM44 11H46V9H44L43 11H41V13L44 12ZM118 11H119V8H118ZM26 12H27V11H26ZM71 12H72V10H71ZM12 13H13V12H12ZM12 13H10L9 15H11ZM14 13H13V14H14ZM17 13H18V11H17ZM17 13H16V14H17ZM27 13H28V12H27ZM27 13H26V14H27ZM32 13H33V12H32ZM32 13H28V14L31 15ZM35 13L38 14V12L36 11V12L33 13L34 16H35ZM39 13H40V12H39ZM52 13H53V12H52ZM52 13H51V14H52ZM57 13H58V12H57ZM0 14H1V13H0ZM26 14L24 13L25 16H26ZM33 14H32V15H33ZM37 14H36V15H37ZM53 14H54V13H53ZM19 15H20V14H19ZM32 15H31V16H32ZM40 15H41V14H40ZM5 16L8 17V15H5ZM12 16L15 17V14L12 15ZM12 16H11V18H12ZM25 16H24V18H26L28 15H27L26 17H25ZM49 16H50V15H49ZM49 16H47V17H45V18L42 16V18L46 19V18H48ZM53 16L55 17L56 15H53ZM1 17L4 18V17H3V14H1ZM7 17H5V18H7ZM17 17H18V14H17ZM28 17H29V16H28ZM35 17H36V16H35ZM39 17H41V16H39ZM54 17H53V18L50 17V18L53 19V20H55V19L57 18V16H56V18H54ZM58 17H59V16H58ZM119 17H121V16H119ZM122 17H123V16H122ZM122 17H121V18H122ZM121 18H120V19H121ZM123 18H124V17H123ZM8 19H9V20H8ZM8 19H7V20H8L7 22L10 21L9 23H11V19H10V18H8ZM13 19H14V20H13L12 22L14 23L15 18H13ZM18 19H20V18L18 17ZM30 19H31V18H30ZM37 19H39V18H38V15H37ZM37 19H36V21H37ZM24 20H25V19H24ZM28 20H29V19H28ZM31 20H32V19H31ZM31 20H29V22H30ZM39 20H40V19H39ZM39 20H38V21H39ZM46 20H47V19H46ZM46 20H44V21H46ZM48 20H49V19H48ZM58 20H60V19L58 18L57 21H55V22L58 23V22H59ZM123 20H124V19H123ZM5 21H6V20H5ZM32 21H35V20H32ZM51 21H52V20H51ZM51 21H49V22H51ZM121 21H122V20H120V22H121ZM2 22H3V21L0 22L1 25L5 23V22H4V23H2ZM7 22H6V23H7ZM21 22H22V21H21ZM41 22L44 23V24H42ZM46 22H47V21H46ZM46 22H43L42 19H41L40 22H38V24L40 25V23H41V28H42L43 25L46 26V24L48 23V25H47L46 28L49 30V22H47V23H46ZM67 22H68V21H67ZM67 22H66V23H67ZM6 23H5V26H4V27H6V26L9 24V23H8V24L6 25ZM13 23H12V24H13ZM16 23L18 24V20L16 21ZM24 23H26V21H25ZM27 23H28V22H27ZM31 23H32V22H30V26H31ZM51 23H52V22H51ZM51 23H50V24H51ZM53 23H54V21H53ZM53 23H52V25H54ZM66 23H65V21H64V23H61L60 25L63 26V25L65 24L66 27H67V24L70 25V22H68L67 24H66ZM117 23H119V22L117 21ZM121 23H122V22H121ZM21 24L23 25V23H21ZM35 24H36V23H35ZM55 24H56V23H55ZM14 25H16V24L14 23ZM14 25H12V27H13ZM19 25H20V23H19ZM22 25H21V27H22ZM26 25H27V24H26ZM28 25H29V24H28ZM33 25H34V24H33ZM33 25H32V27H34L33 29H37V28H35L37 25H36V26H33ZM65 25H64V26H65ZM117 25H118V24H117ZM10 26H11V25H8L7 27L11 28L10 30H13V28L10 27ZM45 26H44V27H45ZM57 26H58V24H56V27H55V25H54V26H53V30H56V29H54V27L57 28ZM62 26H60V27L62 28ZM0 27H1V26H0ZM2 27H3V26H2ZM4 27H3L2 29H4L3 31L5 32V30H6L7 28L5 29ZM16 27H17V26H16ZM16 27H15V28H16ZM26 27H27V26H25V28H26ZM38 27L40 28V26H38ZM51 27H52V26H51ZM51 27H50V28H51ZM117 27H118V26H117ZM19 28H20V27H19ZM25 28H23V29H25ZM30 28H31V27H30ZM30 28L28 27L27 29H30ZM39 28H38V29H39ZM64 28H65V27H64ZM67 28H68V27H67ZM118 28H120V23H119V27H118ZM118 28H117V30H119ZM33 29H30V33H31V31H32ZM47 29H46V30H47ZM59 29H60V28H58V30H59ZM62 29H63V28H62ZM65 29H66V28H65ZM65 29H64V30H65ZM0 30H1V28H0ZM44 30H45V28H44ZM44 30L42 29V31H44ZM64 30H63V31H64ZM66 30H68V29H66ZM66 30H65V32H66ZM121 30H122V25H121L120 33L123 31V30H122V31H121ZM219 30H220V29H219ZM1 31H2V30H1ZM1 31H0V32H1ZM3 31H2V36H0V38L3 37ZM15 31H16V30H15ZM18 31H19V30H17L16 32L18 33ZM23 31H24V30H23ZM33 31H34V30H33ZM36 31H38V30H36ZM36 31H35L33 34H35V33L38 34V32H40L41 30L38 31V32H36ZM49 31L51 32V33H49L50 35H49V34H48V35H45L44 33H46V31H45L44 33H42V32H40V33H41L42 35L44 34V35L46 36V38H47V36H48V38L51 37V36H52V38H54V33H55V32H52L51 29H50ZM49 31H48V32H49ZM59 31H61V30H59ZM59 31H58V32H59ZM63 31H61L60 34H62ZM217 31H218V30H217ZM7 32H9L8 29L6 30V34H9V33L11 34V33H12L11 31H10L9 33H7ZM16 32H13L12 35H13L14 33L16 34ZM26 32L29 33L28 30H26ZM48 32H47V33H48ZM208 32H209V34H210L211 31H208ZM213 32H216V30H215V31L213 30ZM40 33H39V34H40ZM47 33H46V34H47ZM120 33H119V34H120ZM216 33L219 34V32H216ZM0 34H1V33H0ZM4 34H5V33H4ZM10 34H9V36H10ZM15 34L13 35V37L10 36V37H12V38H11L12 41H13V38H14ZM24 34H25V33H24ZM39 34H38V35H39ZM60 34H58V35H60ZM64 34H65V33H64ZM68 34H69V33H68ZM228 34H229V33H228ZM230 34H231V33H230ZM19 35H20V34H19ZM38 35H37V37H36V34L34 35V36H35V39H34V40H36V43L38 42V41H37V38H38V37H41L40 35H39V36H38ZM56 35H57V34H56ZM62 35H63V34H62ZM66 35H67V33H66ZM120 35H121V34H120ZM120 35H119V36H120ZM122 35H123V32H122ZM178 35H179L180 37H182L180 34H178ZM219 35H220V34H219ZM219 35H218V36H219ZM231 35L233 36V34H231ZM9 36H5V35H4V39H3V40L1 39V40H2V42H1V47H2L3 44H6V43H3L4 40H5V42L8 43V41H6V39H8ZM28 36H30V38H31V39H30V40H31L30 42H33V43H34V40L32 39L33 35H32V37H31V35L28 34ZM210 36H211V38L213 37L212 34H210ZM214 36H215V35H214ZM216 36H217V35H216ZM227 36H228V35H227ZM229 36H230V35H229ZM234 36H235V35H234ZM10 37H9V43L11 42ZM18 37H19V36H17L16 38H18ZM60 37H61V36H60ZM64 37H65V36H64ZM121 37H123V36H121ZM121 37H119V38H121ZM124 37H125V34H124ZM124 37H123V39H124ZM177 37H178V36H176V40H178ZM5 38H6V39H5ZM20 38H21V37H20ZM24 38H25V37H23V39H24ZM33 38H34V37H33ZM48 38H47V39H48ZM184 38H185V37H184ZM231 38H232V37H231ZM18 39H19V38H18ZM38 39H39V38H38ZM185 39H187V38H185ZM214 39H215V38H214ZM1 40H0V41H1ZM16 40H17V39H16ZM16 40H15V38H14V42H15ZM40 40H41V42H43L42 37H41ZM44 40H45V39H44ZM50 40L52 41L51 38H50ZM50 40L48 39V41H47V40H45V41L49 43V44L47 43L49 46H52V45L54 44V43H53L54 41L52 42V43H53V44H52V43H50V42H51ZM120 40H121V43H120V44L124 45V43H125L124 40H123L124 43H122V38H121ZM120 40H119V41H120ZM176 40H175V38H174V40L169 41V43L173 42V45H174V43H175L176 46H177V42H174V41H176ZM183 40H184V39H183ZM183 40H182V41H183ZM228 40H229V38H228ZM234 40H236V39L234 38ZM18 41H19V40H18ZM25 41H26V39H25ZM25 41H24V43H26ZM49 41H50V42H49ZM178 41L180 42L181 40L179 39ZM184 41H187V40H184ZM230 41H231V40H230ZM239 41H240L239 43L242 44V43H241L242 40H239ZM39 42H40V41H39ZM39 42H38V44L40 45L41 42H40V43H39ZM46 42L44 43V45H43V43H42L41 45H43L44 47L47 46ZM157 42H159V41H155V43H151V44H155V45H156L155 48H156V47H158V46H157L158 44H156ZM234 42H235V41H233V44H236V45H237L238 41H237V43H234ZM2 43H3V44H2ZM9 43H8V44H9ZM28 43H29V41H28ZM33 43H31V44H33ZM36 43H34L33 45H35ZM55 43H56V41H55ZM163 43H168V42H163ZM169 43H168V44H169ZM14 44H15V43H14ZM14 44H12V45H14ZM16 44H17V43H16ZM50 44H51V45H50ZM56 44H57V43H56ZM56 44H55V45H56ZM91 44H92V43H91ZM160 44H162V42H160ZM168 44H167V45H168ZM171 44H172V43H171ZM171 44H170V45H171ZM178 44L180 45L181 42L178 43ZM185 44L187 45L188 43H185ZM185 44L183 45V43H182L183 46L180 45V46H181L180 48L184 47ZM230 44H231V42H230ZM230 44H229V45H230ZM9 45H11V44H9ZM19 45H20V42H19ZM27 45H28V44H27ZM27 45H26V46H27ZM26 46L24 45L23 47L26 48ZM29 46H30V45H29ZM29 46H28V47H29ZM31 46H32V45H31ZM57 46H59V45H57ZM96 46H97V44H96ZM149 46H150V47H149ZM149 46L146 47V48H148V50H150L149 48H151V45H150V44H149ZM159 46L161 47V45H159ZM163 46H164V45H163ZM176 46H175V48H173V50H175L177 47H179V46H177V47H176ZM243 46H244V45H243ZM243 46H241V47H243ZM5 47H7V44H6V46L2 47V49L4 48V50H6ZM28 47H27V48H28ZM47 47H48V46H47ZM47 47H45V48L47 49ZM53 47H55V46H53ZM53 47H52V48H53ZM93 47L95 48V46H93ZM152 47H153V46H152ZM171 47H172V46H171ZM171 47H169V49H170ZM231 47H232V46H231ZM244 47H245V46H244ZM246 47H247V46H246ZM10 48H11V47H9V49H10ZM16 48H18V47H16ZM29 48H32V47H29ZM29 48L26 49V50L29 51ZM33 48H34V47H33ZM45 48H43V50L38 48L39 50H38V49H37V50H38V51L42 50V54H43V52H46V49H45ZM59 48H60V46H59ZM90 48H91V47H90ZM94 48H91V49L94 50ZM162 48H163V47H162ZM167 48H168V47H167ZM167 48L165 47V49H167ZM180 48H178V50H179ZM187 48H188V47L186 46V49H187ZM229 48H230V47H229ZM232 48H234V47H232ZM237 48H238V47H237ZM250 48H251V47H250ZM0 49H1V48H0ZM2 49H1V50H2ZM18 49H19L18 51H20V50L23 49V48H21V45H20V47H19ZM50 49H51V48H50ZM57 49H58V48H57ZM97 49H98V46H97ZM97 49H95V50H97ZM160 49H161V48H160ZM163 49H164V48H163ZM169 49H167V50H169ZM182 49H184V48H182ZM182 49H180L181 52H182V51H185V52H183V53H186V50H185V49L182 50ZM217 49H218V48H217ZM220 49H221V48H220ZM220 49H219V50H220ZM226 49H228V48H226ZM234 49H235V48H234ZM238 49H239V48H238ZM238 49H235V50H238ZM240 49H241V48H240ZM242 49H243V48H242ZM247 49H249V48H247ZM15 50L17 51V49H15ZM31 50H32V49H31ZM35 50H36V49L34 48V52L37 51V50H36V51H35ZM44 50H45V51H44ZM48 50H49V49H48ZM55 50H56V49L54 48V52H56V55H55V57H56V56L58 55V53H57V51H55ZM58 50H59V49H58ZM63 50H64V49H62V51H63ZM95 50H94V52H95ZM148 50H146V51H148ZM158 50H159V48H158ZM161 50H162V49H161ZM161 50L159 51V52H160V57H161V55L163 54V53L161 52ZM167 50H165V51L162 50V51L165 52V54H166V53H167ZM173 50H171V52H173V54H175V52L177 51V49H176V51H173ZM180 50H179V51H180ZM223 50H224V49H223ZM251 50H252V48H251ZM251 50H247V51L250 52ZM2 51H3V50H2ZM2 51H1V52H2ZM6 51H7V50H6ZM18 51H17V52H18ZM22 51H24V50H22ZM50 51H51V50H49V52H50ZM60 51H61V50H59V52H60ZM146 51H145V52H146ZM151 51H152V50H150V52H151ZM155 51H157V50H155ZM233 51H234V50H233ZM238 51H239V50H238ZM244 51H245V50H244ZM244 51H242V53H243ZM3 52H4V51H3ZM3 52H2V53H3ZM32 52H33V51H32ZM40 52H41V51H40ZM40 52H39V53H40ZM47 52H48V51H47ZM49 52H48V54H52V52H51V53H49ZM97 52H98V51H97ZM99 52H100V51H99ZM99 52H98V53H99ZM148 52H149V51H148ZM181 52H178V55H179V53H180V56H181V55L183 54V53L181 54ZM217 52H218V51H217ZM220 52H221V51H220ZM225 52H226V51H224V55H225ZM229 52H231V51H229ZM240 52H241V50H240ZM240 52H239V53H240ZM2 53L0 54L1 56L4 55V53H3V55H2ZM11 53H12V51L10 52V54H11ZM18 53H19V52H18ZM20 53H24V55H25V52H21V51H20ZM20 53H19V54H20ZM36 53H37V52H36ZM60 53L63 54L64 52H60ZM161 53H162V54H161ZM221 53H222V52H221ZM236 53H237V52H236ZM250 53H251V52H250ZM250 53H248V54H250ZM5 54H8V53L6 52ZM19 54H18V55H19ZM37 54H38V53H37ZM48 54L45 55L46 58H47ZM61 54H59V56H61V58H63L64 56L67 55V54H66V55H64V56L62 57ZM143 54H144V55H141V56L144 57V56H145V53H143ZM147 54H148V53H146V55H147ZM157 54H158V53H157ZM228 54H229V53H228ZM231 54H232V52H231ZM233 54H234V53H233ZM237 54H238V53H237ZM237 54H235V55H237ZM244 54H245V53H244ZM14 55H17V54L15 53ZM21 55H22V54H21ZM21 55H20V56H21ZM35 55H36V54H35ZM40 55H41V54H40ZM169 55H170V57H171L172 53H171V54L169 53ZM169 55H168V57H169ZM226 55H227V54H226ZM226 55H225V57H226ZM240 55H241V53H240ZM245 55H246V54H245ZM245 55H241V56H243L242 58H245ZM1 56H0V59H1ZM7 56H8V55H7ZM12 56H13V54H12ZM22 56H23V55H22ZM22 56H21V59H22ZM36 56H38V58H39V54L36 55ZM36 56H35V57H36ZM42 56H43V55H42ZM53 56H54L53 54H52V56L49 55V57H51V59H53V58H52ZM59 56H58V57H59ZM148 56H151V55L148 54ZM148 56H145V57H148ZM158 56H159V55H158ZM162 56H163V55H162ZM174 56H177V55H173V57H174ZM180 56H179V57H180ZM232 56H233V55H232ZM246 56H247V55H246ZM4 57H6V55H5ZM9 57H10V56H9ZM35 57H34L35 62L41 64L42 62H41V61H40V62H39V61L37 62V59H36ZM55 57H54V59H55ZM66 57H67V56H66ZM66 57L63 58L61 61H63V62L65 63V61H66V59H67ZM151 57H152V56H151ZM177 57H178V56H177ZM179 57H178V58H179ZM183 57H184V59H185V55H184ZM228 57H230V56H227V58H228ZM235 57H238V55L235 56ZM12 58H13V57H12ZM12 58H11V60H12ZM14 58H15V57H14ZM18 58H19V56H18V57L16 56V59H18ZM40 58H41V57H40ZM61 58H60V59H61ZM152 58H154V57H152ZM152 58H151V59H152ZM171 58H172V57H171ZM171 58H169V59H171ZM239 58H240V56H239ZM239 58H238V59H239ZM6 59H7V58H6ZM6 59H5V61H6ZM9 59H10V58H9ZM9 59H7L8 62H9ZM23 59H24V58H23ZM42 59L45 60V58H42ZM42 59H41V60H42ZM47 59H48V58H47ZM47 59H46V60H47ZM49 59H50V58H49ZM49 59H48V61L45 60L44 62H45V63H46V62H50L51 64L54 63V62L49 61ZM54 59H53V60H54ZM56 59H58V58H56ZM60 59H59V60H60ZM68 59H69V58H68ZM149 59H150V57H148V60H149ZM151 59H150V60H151ZM154 59H155V58H154ZM158 59H159V58H158ZM161 59H162V58H161ZM175 59H177V58H175ZM18 60H20V59H18ZM18 60H14L15 63H14V64L12 63L13 65H12L11 68H13V70H15L14 68H16V65H17L16 62H17ZM69 60H70V59H69ZM98 60L100 61V59H98ZM101 60H102V59H101ZM146 60H147V58H146L143 62H145ZM152 60H153V59H152ZM159 60H160V59H159ZM229 60H230V59H229ZM235 60H236V59H235ZM240 60H242V59L240 58ZM244 60H246V59H244ZM42 61H43V60H42ZM54 61H55V60H54ZM67 61H68V60H67ZM67 61H66V64H65V65H67ZM153 61H158V60H153ZM160 61H161V60H160ZM170 61H172V60H170ZM2 62H3V60L0 61V64H1ZM6 62H7V61H6ZM22 62H23V64H22L23 66L25 65V66H27L28 68H30L31 64H30V66H28V65L25 64L24 60H23ZM22 62H21V63H22ZM44 62H43L42 64H44ZM55 62H56V61H55ZM70 62H72V61H70ZM147 62H148V61H146V63H147ZM150 62H152V61H150ZM232 62H234V59L232 60ZM235 62H236V61H235ZM3 63H5V62H3ZM17 63H18L17 66H19L20 63H19V62H17ZM58 63H59V62H58ZM68 63H69V62H68ZM103 63H104V62H103ZM152 63H153V62H152ZM7 64H8V63H7ZM15 64H16V65H15ZM33 64H35V63H33ZM33 64H32V65H33ZM42 64H41V65H42ZM104 64H105V63H104ZM150 64H151V63H150ZM234 64H235V63H234ZM5 65H6V64H5ZM9 65L11 66V64H9ZM9 65L7 66V68H9ZM14 65H15V67H13ZM20 65H21V64H20ZM45 65H48V66H49L50 64L46 63ZM52 65H53V64H52ZM52 65H51V66H52ZM63 65H64V64H63ZM68 65H70V63H69ZM68 65H67V66H68ZM71 65H73V64L71 63ZM71 65H70V67H71ZM101 65H102V62H101ZM35 66H36V64H35ZM35 66H33V67H35ZM48 66H47V67H48ZM51 66H49V67H51ZM54 66H55V65H54ZM54 66H52V67H54ZM57 66H58V65H57ZM103 66H105V68L107 69V71H108V70H110V71L112 70V68H111V69H110V68H107L106 65H103ZM103 66H102V67H103ZM233 66H234V65H233ZM1 67H2V65L0 66V68H1ZM19 67H20V66H19ZM19 67H18V69L16 68L18 71L15 70V72H19V71H21V69H20ZM21 67H22V66H21ZM37 67H38V65H37ZM39 67H40V65H39ZM39 67H38V68H39ZM58 67H60V65H59ZM147 67H148V64H147ZM147 67L145 66V69L148 70L149 68H147ZM228 67H229V66H228ZM230 67H231V66H230ZM3 68H5L4 65H3ZM22 68H23V67H22ZM28 68H27V69H28ZM40 68L42 69L43 67L41 66ZM54 68H55V69H59V68H57L56 66H55ZM54 68H53V69H54ZM19 69H20V70H19ZM24 69H26V68L24 67L23 70H24ZM27 69H26V70H27ZM34 69H37V68L35 67ZM41 69H39V70L41 71ZM51 69H52V68H51ZM61 69H63V68H60V70H61ZM71 69H72V70L74 69L73 66H72ZM75 69H76V68H75ZM100 69H102V68H100ZM106 69H105V70H106ZM117 69H118V68H117ZM143 69H144V68H143ZM223 69H225V70L227 71L226 67H224V68L221 69L222 71H220V72L225 71V70H223ZM0 70H2V68H1ZM3 70H4V69H3ZM8 70H9V72H11V73H9V72L7 73L8 76H10L12 73H14V72H12V69H11V71H10V69H8ZM23 70H22V71H23ZM26 70H25V71H26ZM29 70H30V69H29ZM32 70H33V69H32ZM39 70H37L38 73H40ZM119 70H120V69H119ZM6 71H7V70H6ZM25 71H24V73L26 74L27 80H29V79H28V75H29L30 73L27 75L28 70H27V73H26ZM58 71H59V70H57V72H58ZM102 71H104V69H103ZM110 71H109V72H110ZM149 71H151V68H150ZM226 71H225V72H226ZM30 72H31V74H32L34 71L32 72V71L30 70ZM55 72H56V70H55ZM57 72H56V73H57ZM60 72H61V71H60ZM64 72L66 73V71H64ZM64 72H63V74H65ZM68 72H70V71H68ZM72 72H73V73H76V72H74V70H73ZM115 72L117 73V70H115V68H114V73H115ZM227 72L229 73L230 71L228 70ZM238 72H239V71H238ZM3 73H4V71H3ZM20 73L22 74L23 72H20ZM36 73H37V72H36ZM36 73H35V74H36ZM99 73H100V72H99ZM104 73H105V71L102 73V79H103V74H104ZM110 73L112 74L113 72L111 71ZM118 73H119V72H118ZM228 73H227V74H228ZM240 73H241V72H240ZM240 73H239V74H240ZM246 73H247V72H246ZM246 73H245V74H246ZM15 74L18 76L19 73H15ZM25 74H23V76H24ZM35 74H34V75H35ZM58 74H59V73H58ZM58 74H57V76H58ZM108 74H109V73H108ZM108 74H106V76H108ZM218 74H219V73H218ZM221 74H222V73H221ZM221 74H219V75H221ZM232 74H233V73H232ZM232 74H228V75H232ZM241 74H242V73H241ZM0 75H1V74H0ZM16 75H15V79H16ZM19 75H20V74H19ZM34 75H32V77H31V75H29V76H30L31 78H33ZM37 75L40 77L39 74H37ZM67 75H68V74H67ZM73 75H75V74H73ZM73 75H72V78H75V76L73 77ZM77 75H78V74H77ZM77 75H76V76H77ZM104 75H105V74H104ZM249 75H250V74H249ZM249 75H248V76H249ZM251 75H252V74H251ZM263 75H264V73H263ZM6 76H7V75H6ZM8 76H7V78L5 79L6 81H7V79L9 78ZM23 76H22V77H23ZM35 76H36V75H35ZM35 76H34V77H35ZM69 76L71 77L70 74H69ZM109 76H110V74H109ZM217 76H218V75H217ZM221 76H222V75H221ZM226 76H227V75H226ZM226 76H225L224 78H226ZM235 76H236V75H235ZM237 76H238V73H237ZM237 76H236V77H237ZM257 76H258V75H257ZM11 77L13 78V80H11V79H12ZM19 77H20V76H19ZM22 77H21V78H22ZM36 77H37V76H36ZM78 77H79V76H78ZM94 77H99V78H101L100 75H98V76H94ZM111 77H113V76L111 75ZM233 77H234V76H233ZM1 78H2V77H1ZM10 78H11L10 80L13 81V82H11V81H9V82L14 83V80H15V79H14V76L11 75ZM23 78H24V77H23ZM23 78L20 79L21 81L23 80V82H21V84H23V85H25V86L27 87V85H28V83H30V81L27 82V80H26V79H23ZM63 78H65V77H63ZM63 78H62V80H63ZM72 78H71V80H72ZM76 78H77V77H76ZM76 78H75V79H76ZM106 78H107V79H106ZM106 78H104V80H106V82H107V80L109 81L108 77H106ZM229 78H232V77H229ZM234 78H235V77H234ZM241 78H242V77H241ZM33 79H34V78H33ZM57 79H58V78H57ZM59 79L61 80V78H59ZM59 79H58V80H59ZM75 79H73L72 81H74ZM77 79H78V78H77ZM95 79H96V78H95ZM253 79H254V78H253ZM255 79H256V78H255ZM17 80H18V79H17ZM17 80L15 81V83L18 82ZM30 80H31V79H30ZM35 80H37V79L35 78ZM35 80H33V82H34ZM62 80L59 81V82H63ZM65 80H66V81H65ZM65 80H64V82H63L65 85H67V83H68V85H70L69 83L72 82V81H71V82H68L67 79H65ZM99 80H100V79H99ZM99 80H98V81H99ZM215 80H216V79H215ZM218 80H219V79H218ZM233 80H234V79H233ZM233 80H232V81H233ZM3 81H4V80H3ZM37 81H39V80H37ZM69 81H70V79H69ZM77 81H79V80H77ZM193 81H194V80H193ZM195 81H196V80H195ZM230 81H231V80H230ZM232 81H231V82H232ZM246 81H247V84L250 82L249 85L252 83V80H251V81H250V80H246ZM9 82H8V83H9ZM19 82H20V81H19ZM59 82H58V84H59ZM66 82H67V83H66ZM103 82H104V81H103ZM106 82H104V83H106ZM187 82H188V81H187ZM231 82H230V83H231ZM235 82H236V81H235ZM235 82H234V83H235ZM240 82H241V81H240ZM242 82H244V81H242ZM258 82H259V81H258ZM258 82H256V83H258ZM5 83H7V82H5ZM8 83H7V84H8ZM35 83H36V81H35L34 83H32L31 85H33V84H35ZM63 83H61V84H63ZM77 83H78V82H77ZM97 83H98V82H97ZM100 83H102V82H100ZM107 83H108V82H107ZM169 83H170V82H169ZM169 83H167V84L165 83V84L168 85ZM223 83H224V82H223ZM227 83H228V82H227ZM232 83H233V82H232ZM232 83H231V84H232ZM2 84H3V83H2ZM58 84H57V85H58ZM64 84H63V85H64ZM73 84H76V82L73 83ZM98 84H99V83H98ZM98 84H97V89H98V87H99L98 90L100 91V89H101V88H104V87H102V86L100 87V84H99V85H98ZM125 84H127L126 86H127V89H128V90L125 89V87H122V88L125 89L126 91H132L131 89L134 87V85H133L132 83H130V84L133 85V87L131 88L132 85H130L129 83H126V82H125ZM165 84H164V86H165ZM183 84H184V83H183ZM183 84H181L182 87H183ZM242 84H243V85H247L246 82H245V84H244V83H242ZM242 84H239V85L236 84V85L239 87V86L242 85ZM254 84H255V83H254ZM263 84H264V83H263ZM9 85H10V84H9ZM12 85H13V84H12ZM29 85H30V84H29ZM31 85H30V88L32 87ZM36 85H37V84H36ZM36 85H35L34 87H36ZM68 85H67V87H68ZM101 85H102V84H101ZM103 85H104V84H103ZM106 85H107V84H106ZM106 85H105V86H106ZM115 85H116V84H115ZM118 85H120V84H118ZM169 85H170V84H169ZM184 85H185V84H184ZM186 85H187V84H186ZM186 85H185V86H186ZM204 85H205V84H204ZM219 85H220V84H219ZM222 85H223V84H222ZM232 85L234 86L235 84H232ZM232 85H231V86H232ZM243 85H242V86H243ZM255 85H256V84H255ZM5 86H7V85H5ZM10 86H11V85H10ZM10 86H9V87L7 86V87L10 88V90H11L12 86H11V87H10ZM15 86H16V85H15ZM59 86H60L61 88L63 87V86H61V85H59ZM77 86H79V85H77ZM107 86H109V85H107ZM121 86H123V84H122ZM121 86H120V87H121ZM128 86H130L131 89L128 88ZM185 86H184V87H185ZM188 86H190V87H189V88L187 87V89H188L189 91H191V92H189V93L187 92V93H186V92H185V91H187L186 87L184 88V91L182 90V91L184 92L185 95H186V94L188 95V98H189V96H190V97H191V96H192V97H195L194 94H196V93H197V94H200L199 91H201V90H202L201 88H203L202 86H201V88H197V87H200V86H199V85L196 86V84H194V86H196V89H194V91H195V90H199V91H197L196 93L193 94V93H192V92H193L192 89H193L194 87L191 86V85H189V84H188ZM207 86H209V84H207ZM227 86H228V85H227ZM242 86H240V87L242 88ZM258 86H260V83H259ZM2 87H3V86H2ZM2 87H1L0 89H2ZM13 87H14V85H13ZM17 87H18V85H17ZM19 87H20V84H19ZM19 87H18V88H19ZM22 87H23V86H22ZM65 87H66V86H65ZM67 87H66V88H67ZM79 87H82V85L79 86ZM165 87H168V86H165ZM192 87H193V88H192ZM204 87H205V86H204ZM243 87H244V86H243ZM246 87H248V85H247ZM251 87H253V86H251ZM255 87H256V86H255ZM8 88H7V89H8ZM15 88H16V87H15ZM15 88H14V89H15ZM20 88H21V87H20ZM20 88H19V90H20ZM23 88H24V87H23ZM27 88H28V87H27ZM36 88H37V87H36ZM36 88H35V89H36ZM108 88H109V87H108ZM113 88H114V87H111V86H110V91H111V89H112V92H114V91H113ZM115 88H117V87H115ZM156 88H158V87H156ZM161 88H162V87H160V89H158V90H161ZM178 88H179V87H178ZM178 88H177V90H178ZM190 88H191V89H190ZM205 88H206V87H205ZM205 88H203V90H204ZM224 88H225V87H224ZM224 88H223V90H224ZM235 88H236V86H235ZM248 88H249V87H248ZM259 88H260V87H259ZM263 88H264V87L262 86L260 89H263ZM12 89H13V88H12ZM16 89H17V88H16ZM16 89H15V90H16ZM21 89H22V88H21ZM33 89H34V88H33ZM35 89H34V91H35ZM63 89H64V88H63ZM80 89H81V88H80ZM97 89H96V90H97ZM105 89H107V88H105ZM129 89H130V90H129ZM133 89H134V88H133ZM180 89H182V88H180ZM185 89H186V90H185ZM200 89H201V90H200ZM207 89H208V87L206 88V90H207ZM226 89H227V88H226ZM249 89H250V88H249ZM253 89H254V88H253ZM253 89H252V90H253ZM256 89H257V87L255 88V90H256ZM2 90H4V87H3ZM2 90H1V91H2ZM5 90H6V89H5ZM5 90H4V91H5ZM19 90H18V92H19ZM28 90H29V89H28ZM36 90L38 91V89H36ZM83 90H84V88L81 89V91H83ZM85 90H88V89H85ZM85 90H84V92H83L84 94H85V92H86ZM98 90H97V92H99ZM103 90H104V89H103ZM120 90H121V89H120ZM120 90H118V91L120 92ZM155 90H156V89H155ZM162 90H163V89H162ZM168 90L171 91V94H172V92L174 91V89H173V91H172L171 88L168 89ZM250 90H251V89H250ZM257 90H258V89H257ZM263 90H264V89H263ZM1 91H0V92H1ZM16 91H17V90H16ZM16 91H15V92H16ZM20 91H21V90H20ZM23 91H24V89H23ZM25 91H26V90H25ZM37 91H35V92H37ZM88 91L91 92L90 90H88ZM88 91H87V92H88ZM107 91H108V90H107ZM118 91H116V94H117ZM123 91H124V90H123ZM165 91H167V90H165ZM204 91H205V90H204ZM204 91H203V92L201 91V92L203 93V95L201 94L203 97H204ZM208 91H209V90H208ZM208 91H206V97H208V96H207V92H208ZM226 91H228V93H229V90H226ZM258 91H260V90H258ZM258 91H255V92H258ZM261 91H262V90H261ZM7 92H9V89L7 90ZM7 92H6V94H7ZM30 92H31V91H30ZM89 92H88V93H89ZM102 92H104V91H102ZM157 92H158V91H157ZM161 92H164V91H161ZM167 92H168V91H167ZM179 92H181V90H179ZM250 92L254 94V92H252V91H250ZM19 93H21V94L23 95V92H19ZM24 93H25V92H24ZM26 93H27V92H26ZM32 93H34V92H31V94L29 93V94H28V97H27L26 94L23 95V96L20 94V96H19V95L17 94V92H16V94L18 95V101L20 100V102H21L24 96L27 97V101H28V98H29V100H30V96H29V95H32ZM83 93H82V95H83ZM106 93H107V96H109V97L112 95V93L109 94L110 92L108 93V92H106V90H105V94H106ZM122 93H123V92L121 91V94H122ZM154 93H155V91H154ZM165 93H166V92H165ZM175 93H176V92H175ZM190 93H192V95H191ZM219 93H220V92H219ZM222 93H223V92H222ZM224 93H225V92H224ZM224 93H223V94H224ZM228 93L226 92L225 95L222 94V95L224 96V98H225V96H226ZM248 93H249V91H248ZM258 93H260V95H258ZM258 93H257V96H258V98H259V97L261 96V92H258ZM262 93H263V91H262ZM10 94L13 95V91H10ZM10 94H8L9 96L5 95V97H8V99H10ZM16 94H14V95H16ZM34 94H35V93H34ZM90 94H91V93H90ZM90 94H88L87 96H89ZM92 94H93V93H92ZM92 94H91V95H92ZM99 94H100V95H98V93H97L96 95L101 97L104 93L101 94V93L99 92ZM105 94H104V95H105ZM121 94H120V95H121ZM157 94H158V93H157ZM161 94H162V93H161ZM161 94H160V95H161ZM179 94L181 95L182 93H179ZM184 94H183V96H184ZM249 94H250V93H249ZM263 94H264V93H263ZM93 95H94V94H93ZM93 95H92V96H93ZM104 95H103V96H104ZM120 95H118V96H120ZM127 95H130V94H128V92H127ZM132 95H133V94H132ZM158 95H159V94H158ZM168 95H169V93H168ZM168 95L165 94L166 97H167ZM172 95H174V94H172ZM172 95H171V97H173ZM180 95H176V96H180ZM229 95H230V94H229ZM229 95H228V96H229ZM32 96H34V95H32ZM35 96H36V95H35ZM84 96H86V95H84ZM84 96H82V97H84ZM97 96H95V97L97 98ZM103 96H102V97H103ZM125 96H126V95H125ZM153 96H154V95H153ZM183 96H181V97H183ZM196 96H197V95H196ZM198 96H199V95H198ZM202 96H201V97H202ZM219 96H220V94H219ZM223 96H222V97H223ZM228 96H227V97H228ZM230 96H231V95H230ZM230 96H229V97H230ZM255 96H256V95H255ZM257 96H256V97H257ZM262 96L264 97V95H262ZM0 97H1V94H0ZM12 97H13V96H12ZM21 97H22V99H21ZM36 97H37V96H36ZM36 97H35V98H36ZM102 97H101V98H102ZM132 97H133V96H132ZM156 97H158V96H156ZM156 97H155V98L152 97V99H158V98H156ZM161 97H162V95H161ZM163 97H164V94H163ZM181 97H179V101H180V100L182 101V99H180ZM199 97H200V96H199ZM201 97H200V99H201V101H202L203 98H201ZM227 97H226V98H227ZM229 97H228V98H229ZM13 98H14V97H13ZM15 98H16L15 101H17V96H15ZM19 98H20V99H19ZM32 98H33V97H32ZM89 98H90V97H89ZM89 98L87 97V100H88ZM96 98H93V99H96ZM103 98H104V97H103ZM105 98L107 99V97H105ZM105 98H104V99H101V100H105ZM111 98H112V97H111ZM119 98H120V100L122 99L121 96H120ZM169 98H170V95H169ZM220 98H221V96H220ZM220 98L218 97L219 100H220ZM224 98H223V99L221 98L222 101L219 102L220 104H221V103L223 104V102H226V101L224 100ZM228 98H227V99H228ZM11 99H12V98H11ZM93 99H92V101H93ZM152 99H151L149 102H152V101L154 102V100H152ZM161 99H162V98H161ZM172 99H174V101H175V98H172ZM172 99H170V102H172ZM176 99H177L176 101H178V97H177ZM183 99H184V100L187 99V96H185ZM189 99H190V98H189ZM191 99H192V98H191ZM191 99H190V100H191ZM193 99H195V98H193ZM193 99H192L191 101H194ZM196 99L199 100V98H196ZM218 99H217V100H218ZM260 99L263 100L261 97H260ZM34 100H36V99H34ZM98 100L101 101L99 98H98ZM98 100H96V101L98 102ZM112 100H113V99H112ZM115 100H116V99H115ZM120 100H118L119 103H120ZM132 100H133V99H132ZM158 100H159V99H158ZM162 100L165 101V98H163ZM162 100H161L160 102H162ZM167 100L169 101V99H166V101H167ZM190 100H189V101H190ZM204 100H205V97H204ZM261 100H259V101H261ZM2 101H3V100H1V102H2ZM12 101H13V99H12ZM15 101H14V102H15ZM18 101H17V103L15 102V103H12V104L14 105V107L17 106L16 108H18V111H19V107L21 108L22 105H19V107H18V105L15 106V104H19V103H20V102H18ZM24 101H25V100L23 99V102H21V103H23V104L26 103V101H25V102H24ZM92 101H90V102H92ZM96 101H95V103H96ZM106 101H107V100H105V102H103V101H102V102H103V103H107ZM176 101H175V102H176ZM179 101H178V102H179ZM186 101H187V103L189 102L188 99H187ZM191 101H190V102H191ZM205 101H206V100H205ZM205 101H204V102H205ZM213 101H214V100H213ZM213 101H211V102H212V105H213L214 107H216V108L219 107L218 101H217V102H216V101L213 102ZM9 102H10V101H9ZM109 102H110V101H109ZM109 102H108V103H109ZM130 102H131V101H130ZM149 102H148V103H149ZM153 102H152V103H153ZM170 102H167L168 105H169ZM175 102H173V103H175ZM215 102H216L217 104H216ZM262 102L264 103V100H263ZM4 103H6V102H4ZM21 103H20V104H21ZM93 103H94V101L92 102V105L95 104V103H94V104H93ZM98 103H99V104H98L99 106L97 105V107H99V109H100V108H101L100 105H101L102 103H101V104H100V102H98ZM116 103H117V106H116V104H114V101H113V102L111 103L112 105L114 104L113 107H112V106H109V108H110V107H112V108H110V109H109V108L106 109V110H109L108 113H104V114H103V112H101V111L103 110L102 108H101L100 111H98V112H101V113H102L101 116H102V115H104V116L107 115V116H108V119L110 120V122H111V120H112V122H114V123H113V124H114L113 127H112L111 123L109 122V125H111V126H108V128H107V127L105 128L106 130H108L110 127H112V130H111V131H113V130L116 129V131H114L113 133H112L111 131L108 130L109 132H111L112 135H109V134L105 135V134H106V130L103 129V130H105V134H103V133H104L103 131H102V134H101V132H96V133H98V134L100 133V135H102V137H101L100 135H97L98 139H99V136H100V138H101L99 141H98V140H93V141H91V139H89V135H88V138L81 137V138L88 139V140H90V141H88V140L84 141V139L82 140V141H84V142H83V146H82V145L80 146V147H81V148H80V149H81L80 152H81V151L83 152L82 148L85 149L84 152L81 153V154L78 153V155H77V160H76L75 165H74L72 168L69 166L71 169L68 167V170H70L69 172H70L71 174L75 172L74 174L76 175V177L82 175L81 173H80V175H79V174L77 173V171H78L79 169L81 170L83 165H85V164H88V165L93 164V163H92L93 161H91V160L94 159L93 157H95V155L97 156V155L99 154L100 151L98 152V150H100V149L102 148V147H99L100 142H101L102 144L104 143L105 146H106V145L108 146V145H109L108 143H110L113 139H114V141H116L117 138H116L115 136H118V137H119L120 134H124V135H126V134L128 133V130H127V125H128V123L125 122L126 120H124V118L127 119V118L129 117V115L127 114V115H128L127 118L124 117V118L122 119V118L117 114V112H118V110H119V109H118L119 106H118V102H117V101H116ZM121 103H122V102H121ZM131 103H132V102H131ZM156 103H158V102H156ZM156 103H155V104H156ZM162 103H163V102H162ZM173 103H172V105H175V104H173ZM182 103H183V102H182ZM182 103L179 104V107H180V105H182ZM187 103L185 102V104H187ZM191 103H192V102H191ZM206 103L209 104L210 101H209V102L206 101V102H205V105H206ZM214 103H215V105H214ZM240 103H241V102H240ZM240 103H239V104H240ZM242 103H244V102H242ZM242 103H241V104H242ZM1 104H3V102H2ZM12 104H11V107H13ZM88 104H90V103L88 102ZM158 104H159V103H158ZM165 104H166V103H165ZM177 104H178V103L176 102V105H175V106H177ZM185 104H183V105H185ZM210 104H211V103H210ZM210 104H209V105H210ZM222 104H221L220 106H222ZM241 104H240V105H241ZM4 105H5V104H4ZM7 105H8V104H7ZM7 105H5V106H7ZM105 105H106V104H105ZM109 105H110V104H109ZM119 105H120V104H119ZM122 105H123V104H122ZM147 105H148V104H147ZM150 105H151V104H150ZM153 105H154V104H153ZM162 105H163V104H161L160 107H163V106H164V105H163V106H162ZM183 105H182V106H183ZM187 105H188V104H187ZM209 105H208V107L212 106V105H210V106H209ZM217 105H218V106H217ZM227 105H228V104H227ZM245 105H246V104H245ZM245 105H244V106H245ZM1 106H2V105H0V107H1ZM9 106H10V105H9ZM23 106H24V105H23ZM23 106H22V107H23ZM101 106H102V105H101ZM114 106L117 107V109H118L117 112H116V107L114 108ZM157 106L159 107V105H157ZM203 106H204V105H203ZM242 106H243V105H241V107H242ZM106 107H107V105H106ZM147 107L150 108V107H152V106H150V107L147 106ZM160 107H159L158 111H161V109H163V108H160ZM165 107H166V106H165ZM172 107H173V106H172ZM187 107H188V106H187ZM197 107H198V106H195L194 108L196 109ZM204 107H205V110H206V111H205V110H203V111L207 112V109H208V108H207L206 106H204ZM222 107H223V106H222ZM241 107H238V108H241ZM1 108L3 109V106H2ZM4 108H5V110H6V113H5V114L2 113V115H3V117L1 116L2 118H4L5 116L7 117V114H8V115H11V114L7 113V112H8L7 110H9L10 107H9V109H8V106H7V107H4ZM103 108H104V107H103ZM156 108H157V107H156V105H155V110H156ZM169 108H170V105H169ZM175 108H176V107H175ZM177 108H178V106H177ZM177 108H176V110H177ZM216 108H215V110H214V109H213V110L216 111ZM12 109H13V108H12ZM74 109H75V108H74ZM99 109H98V110H99ZM153 109H154V106H153ZM153 109L151 108V111H152ZM182 109H183V108H182ZM184 109H185V108H184ZM203 109H204V108H203ZM210 109H212V107H210ZM210 109H208V110H210ZM220 109H221V108H220ZM222 109H223V108H222ZM10 110H11V109H10ZM10 110H9V112H10ZM15 110H16V109H15ZM15 110H13V111H15ZM21 110H23V108L20 109V111H21ZM179 110H181V107H180ZM213 110H211L212 113H211V112L209 113V111L207 112L208 114L211 115V117H212V114H214V113H213V112H214ZM217 110L219 111L218 108H217ZM228 110H229V109L226 108L227 113H228V112H229V114H230V113H232V114L234 113V112H231V110H230V111H228ZM2 111H3V110H2ZM13 111H12V113H13ZM20 111H19V112H20ZM130 111H131V110H130ZM156 111H157V110H156ZM158 111H157V112H158ZM201 111H202V109H201ZM221 111H222V110H221ZM15 112H16V111H15ZM75 112L79 113L80 111H77V110L75 109L74 113H73V112H72V113L75 114ZM106 112H107V111H106ZM161 112H162V111H161ZM205 112H204V114H205ZM224 112H225V110H223L222 113H224ZM0 113H1V111H0ZM20 113H22V112H20ZM77 113H76V114H77ZM153 113H154V111H153ZM158 113L161 114L160 112H158ZM219 113H220V111H219ZM22 114H23V113H22ZM80 114L82 115V113L80 112L79 114H77V116L79 115V117H80ZM99 114H100V113H99ZM105 114H106V115H105ZM215 114H218V112H216ZM225 114H226V112H225ZM12 115L14 116V115H16V114H12ZM12 115H11V116H12ZM19 115H20V114H19ZM24 115H25V117H26V114H25V113L23 114V116H24ZM120 115H122V114L120 113ZM133 115H134V114H133ZM157 115H158V114H157ZM210 115H207V116H210ZM11 116H10V117L8 116L9 119L11 118ZM13 116H12V119H14ZM20 116H21V115H20ZM20 116H19V118L22 117V116H21V117H20ZM77 116H76V117H77ZM82 116H84V114H83ZM104 116H103V118H105ZM124 116H126V114H125ZM153 116H154V115H153ZM153 116H152V118H154ZM205 116H206V115H205ZM207 116H206V117H207ZM214 116H215V115H213V117H214ZM6 117H5V118H6ZM63 117H64V116H63ZM63 117H61V118H63ZM72 117H74V116L71 114V118H72ZM79 117H78V119H79ZM99 117H100V115H99ZM133 117H134V116H133ZM158 117H159V115L157 116V119H159ZM2 118H0L1 121H2ZM16 118H17V117L15 116V120H16ZM22 118H24V117H22ZM81 118H82V119H81ZM84 118H85V117H84ZM100 118H101V117H100ZM9 119H7L6 121H9ZM24 119H25V120H26V119H27V120H30L29 118H24ZM63 119L66 121V118H63ZM63 119H62V120H63ZM74 119H77V118H74ZM74 119L72 118V120H74ZM80 119H81V121H84V120H83V117H80ZM80 119H79V120H80ZM85 119H86V118H85ZM101 119H102V118H101ZM101 119H100V120H101ZM130 119L133 120L132 118H129V121H131ZM205 119H206V118H205ZM207 119H208V118H207ZM209 119H211V118L209 117ZM212 119H213V118H212ZM10 120H11V119H10ZM15 120H14V121H15ZM21 120H23V119H21ZM27 120H26V121H27ZM64 120H63V121H64ZM104 120H106V118H105ZM104 120L102 119V121H104ZM3 121H4V119H3ZM11 121H12V120H11ZM11 121H10V123H12V125H13V122H14V121H13V122H11ZM17 121H18V120H17ZM17 121H15V123H17ZM19 121H20V119H19ZM30 122H31V121H30ZM79 122H80V121H79ZM79 122H78V123H79ZM86 122H87V120H86ZM86 122H84L85 124H83V122H82V124H83V126H84L85 129L88 128V126L85 127ZM133 122H135V120H134ZM1 123H2V122H1ZM7 123H8V122H7ZM20 123H22V122H20ZM27 123H29V122L27 121ZM73 123H75L76 126H77V125L80 126L79 124H77V122H73ZM101 123H102V122H101ZM104 123H105V122H104ZM104 123H103V124H104ZM107 123H108V122H107ZM17 124H18V123H17ZM17 124H16V125H17ZM30 124H31V123H30ZM30 124H27V128H28V125H29V127H30ZM61 124H63V122H62ZM61 124H60V125H61ZM64 124H65V122H64ZM64 124H63V125H64ZM68 124H69V122H68ZM80 124H81V123H80ZM103 124H102V125H103ZM105 124H106V123H105ZM126 124H127V125H126ZM130 124H131V126H133L134 123L130 122ZM130 124H129V126H130ZM262 124H264V123H262ZM262 124H261V125H262ZM0 125H1V124H0ZM2 125H3V124H2ZM4 125H5V122H4ZM7 125H8V124H7ZM7 125H5V128H6ZM14 125H15V124H14ZM14 125H13V126H14ZM16 125H15V126H16ZM21 125H22V124H21ZM21 125H19V126H21ZM31 125H32V124H31ZM60 125H59V127H58L59 130H60V128H61V129L64 128L62 125H61L62 127H61ZM70 125L73 126L72 123H70ZM70 125H68V126H70ZM107 125H108V124H107ZM107 125H106V126H107ZM261 125H260V126H261ZM13 126H11V127H13ZM23 126H24V125H23ZM64 126H65V125H64ZM76 126H73V127H76ZM78 126H77V128H80L79 130L82 131L83 129H81V127H78ZM83 126H82V127H83ZM11 127H10V128H11ZM32 127H33V125H32ZM32 127H30V128H32ZM65 127H67V125H66ZM103 127H105V125H104ZM103 127H102V128H103ZM8 128H9V127H8ZM10 128H9V129H10ZM14 128H15V127H13V129H14ZM25 128H26V126H25ZM30 128H29V129H30ZM34 128H35V127H34ZM113 128H115V129H113ZM130 128H131V127H130ZM132 128H133V127H132ZM258 128H259V126L256 128V131H257ZM262 128H263V127H262ZM9 129H8V130H9ZM35 129H37V128H35ZM64 129H65V128H64ZM70 129H71V130H70ZM70 129L68 128V130L72 132L73 129H72L71 127H70ZM89 129H90V130H88V131H89V132L91 131L90 134H93V133H92L93 130L91 129V127H90ZM110 129H111V128H110ZM128 129H129V127H128ZM254 129H255V128H252V129L250 128L249 131H250V130L252 131V130H254ZM259 129H260V128H259ZM0 130H1V129H0ZM4 130H5V129H4ZM10 130H11V129H10ZM10 130H9V131H10ZM19 130H21V128H19ZM32 130H33V128H32L31 130H29V131L32 132ZM65 130L67 131V134L70 133V132H68L67 128H66ZM74 130H75V128H74ZM76 130H78V129H76ZM79 130H78L77 132H79ZM96 130H100V131H101V129H96ZM126 130H127V133L125 134ZM131 130L133 131V129H131ZM131 130H130V131H131ZM262 130H263V129H262ZM5 131H6V130H5ZM25 131H26V130L24 129V131H23V135H24V132H25ZM35 131H36V130H35ZM35 131H34V133H32L33 135H37V134L40 135L39 133H37V132H35ZM60 131H62V133H63L64 130L62 129V130H60ZM81 131H80V132H81ZM83 131L85 132L86 130H83ZM83 131H82L81 133H83ZM88 131H87V132H88ZM12 132H13V131H12ZM38 132H41V131H38ZM55 132H56V131H55ZM58 132H59V131H58ZM64 132H65V131H64ZM246 132H247V131H246ZM263 132H264V130L262 131V133H263ZM29 133H30V132H29ZM29 133H28V134H29ZM35 133H37V134H35ZM107 133H108V132H107ZM262 133H260V135H262ZM32 134L30 135V137L33 136ZM41 134H42V132H41ZM43 134H44V133H43ZM43 134H42V135H43ZM55 134H56V133H55ZM59 134L61 135L60 132H59ZM67 134H66V132H65V134H64V138H65V135L67 136ZM72 134H74V132H72ZM77 134H78V133L75 132V135H77ZM130 134H131V132L128 133L127 135H129V137H131ZM246 134H247V133H246ZM263 134H264V133H263ZM25 135H27V133H26ZM42 135H40L41 137H38V138L40 139V138L43 137L42 139H44L45 136H47V135H44V136H42ZM53 135H54V134H53ZM62 135H63V134H62ZM70 135H71V134H70ZM83 135H84V133H83ZM103 135H105V136H103ZM131 135H132V134H131ZM244 135H245V134H244ZM255 135H256V134H255ZM257 135H258L257 137L260 139L259 134H257ZM20 136H21V133H20ZM48 136H49L51 139L53 138V141H54V138L57 137L56 135H55V137H54V136L52 137V136H50V135H48ZM58 136H59V135H58ZM84 136H85V135H84ZM120 136H121V135H120ZM262 136H263V135H262ZM24 137H25V136H22L23 142H24V140H25ZM30 137H29V138H30ZM49 137H48V138H49ZM67 137H68V136H67ZM90 137H91V136H90ZM121 137H122V136H121ZM126 137H127V136H126ZM126 137H124V138H125L124 140L127 142ZM238 137H239V136H237V138H238ZM263 137H264V136H263ZM263 137H261V138L263 139ZM14 138H16V137L14 136ZM29 138H28V139H29ZM33 138H34V136H33ZM46 138H47V137H46ZM48 138H47L46 141L49 140ZM58 138H59V137H58ZM76 138H77V137H76ZM115 138H116V139H115ZM258 138H257V140H259ZM9 139H11V138H9ZM17 139H18V138L14 139V140L12 139L13 141H12V140H9L8 142H10V143L13 142V143H15V140H16V143H17ZM28 139L25 140V141H26V142H27V141L29 142L30 140L34 141V139H32V138H30V140H28ZM39 139H37V137L35 136V140H39ZM42 139H40V140H41L40 143H41V142L43 143V140H42ZM51 139H50V142H51ZM92 139H93V138H92ZM121 139H122V138H121ZM127 139H128V138H127ZM131 139H132V137H131ZM253 139H254V138H253ZM253 139H252V141L255 143V141H254ZM255 139H256V138H255ZM19 140H21V139L19 138ZM44 140H45V139H44ZM57 140H58V139H57ZM66 140H67V139H66ZM74 140H75V139H74ZM77 140H78V139H77ZM257 140H256V141H257ZM4 141L7 142L6 140H4ZM67 141H68V140H67ZM118 141H119V140H118ZM128 141H129V140H128ZM250 141H251V140H250ZM262 141H264V140H262ZM262 141H260V142L257 141V142H259V144H262V143H263ZM8 142H7V144H8ZM23 142H22V143H23ZM26 142H25V143H26ZM28 142H27V143H28ZM34 142L38 143V141H34ZM44 142H45V141H44ZM48 142H49V141H48ZM55 142H56V139H55V141L52 142V143H55ZM78 142H79V141H78ZM120 142H121V141H120ZM18 143H20V142L18 141ZM18 143H17V144H18ZM32 143H33V142H32ZM32 143H31V144H32ZM36 143H35V145H36ZM61 143H62V142H61ZM79 143H81V141H80ZM79 143H78V144H79ZM112 143L114 144V142H112ZM116 143H117V141L115 142L114 145L116 146V145L118 144L117 147H119V145L124 144V143H122V142H121V143H117V144H116ZM230 143H231V142H230ZM11 144H12V143H11ZM17 144H16L15 146H17ZM48 144H49V143H48ZM48 144H47V145H46V143H45L44 145L42 144V145L44 146V147H43L44 150H43V148L41 147V145H39V143H38L37 146H39V147H37V151H38V148L41 147V148H42L41 150H43V152L41 153V155H42V154L44 153V151H47L48 148L45 149V147L48 146ZM70 144H71V143H69V146L71 147V149H73L72 146H71ZM113 144H112V145H113ZM259 144L255 143L256 146L259 145ZM9 145H10V144H9ZM9 145H8V146H9ZM13 145H14V144H13ZM20 145H21V143H20ZM32 145H33V144H32ZM54 145H55V144H54ZM54 145H53V146H54ZM64 145H65V144H64ZM72 145H73V144H72ZM100 145H101V144H100ZM104 145H103V146H104ZM262 145H263V144H262ZM15 146H14V147H15ZM26 146H28V145L26 144ZM33 146H34V145H33ZM33 146H31V147H33ZM51 146H52V145H51ZM55 146H56V145H55ZM69 146H67V147H69ZM110 146H111V145H109V147H110ZM115 146H114V147H115ZM259 146L261 147V145H259ZM259 146H257V149H258L257 151H258V153H259V148H258ZM12 147H13L12 145L9 147V151L11 150L10 148H12ZM22 147H23V146H21L20 148H22ZM34 147H35V146H34ZM70 147H69V148H70ZM111 147H112V146H111ZM114 147H113L112 149H115ZM117 147H116V148H117ZM18 148H19V147L17 146V149H18ZM24 148H26V147H24ZM29 148H30V146H29L28 148H26V152H27V149H29ZM35 148H36V147H35ZM64 148H65V147H64ZM106 148H107V147H106ZM106 148L104 147V148L101 149V150L104 151V149H106ZM261 148L264 149V146L261 147ZM49 149H50V148H49ZM66 149L68 150V148H66ZM66 149H64V150L67 152ZM110 149H111V148H110ZM262 149H261L260 152H262ZM12 150H14V149H12ZM12 150H11V152H12ZM15 150H16V149H15ZM20 150H22V149H20ZM32 150H33V152L35 151V152H34V156H35V158H36V156L39 155V152L37 153V151H36L34 148H32ZM115 150H116V149H115ZM255 150H256V147H255ZM16 151H17V150H16ZM18 151H19V150H18ZM23 151L25 152V149H23ZM23 151H20V153H21V152L24 153ZM69 151H70V150H68V152H69ZM78 151H79V150H78ZM78 151H77V152H78ZM103 151H102V152H103ZM110 151H111V150H110ZM257 151H255V152H257ZM29 152H31V151H29ZM48 152H49V151H48ZM48 152H47V153L45 152V153L48 154ZM70 152H71V151H70ZM70 152H69V154H70ZM74 152H75V151H73V154H71V155H74ZM102 152H101L100 154H102L103 157H104V155H106V154H105V153L103 154ZM104 152H105V151H104ZM112 152H114V150H113ZM248 152H249V151H248ZM253 152H254V149H253ZM8 153H9V155H8V160H7V158H6L7 161L11 160V158H9V156H10L11 153H10V152H8ZM12 153H13V152H12ZM14 153H15V156H14ZM14 153H13V155L11 156L12 159H14V157H16L17 154H19V153L16 154V152H14ZM35 153H37V155H36ZM49 153H50V152H49ZM107 153H108V152H107ZM109 153H110V152H109ZM250 153H251V152H250ZM24 154H25V153H24ZM24 154H20V155L23 157V159H21L20 155L17 156V158H19V159L21 160V161H20V160L17 159L18 161H20V164L23 163L22 160L26 159L25 157H26L27 155L25 154V157H24V156H23ZM27 154H29V153L27 152ZM247 154H248V153H247ZM247 154H246V155H247ZM260 154H261V153H260ZM41 155H39V157H40ZM43 155H45V154H43ZM49 155H50V154H49ZM102 155L100 156V157H101V158H100V161L102 160ZM252 155H253V153H252ZM13 156H14V157H13ZM32 156H33V155H32ZM45 156H46V155H45ZM47 156H48V155H47ZM52 156H53V155H52ZM52 156H51V157H52ZM58 156H59V155H58ZM65 156H66V155H65ZM75 156H76V154H75ZM98 156H99V155H98ZM106 156H107V155H106ZM106 156H105V157H106ZM110 156H111V153H110ZM258 156H259V155H258ZM258 156H257V157H258ZM261 156H262V155H261ZM4 157H5V156H3V158H4ZM28 157H29V155H28ZM37 157H38V156H37ZM42 157H43V156H42ZM42 157L40 158L41 161H42ZM56 157H57V156H56ZM56 157H54L53 159L55 160ZM72 157H74V156H72ZM248 157H250V156L248 155ZM253 157H256L255 154H254V156H251L250 158H253ZM0 158H1V157H0ZM48 158H49V157H48ZM48 158L46 157L45 159L47 160ZM109 158H111V157H109ZM242 158H243V157H242ZM29 159H30V157H29ZM29 159H28V162H29ZM33 159H34V158H33ZM36 159H37V158H36ZM49 159H50V158H49ZM53 159H52V163H54V164H57V163H55V162H57V161L61 162V160H62V159L60 158V156L58 157V160L55 161V162L53 161ZM59 159H61V160H59ZM68 159H69V161H70V159L73 160L74 158H68ZM68 159H67V161H65V162H69ZM96 159H97V157L94 159V161H95ZM246 159H247V158H246ZM254 159H256V158H254ZM254 159H253V160H254ZM0 160H1V159H0ZM40 160L38 159V162H39ZM46 160H44V161H46ZM50 160H51V159H50ZM72 160H71V162H72ZM239 160H240V159H239ZM14 161H16V158H15L14 160H11V162H13V165H14L15 167H19V166H20L19 162H18V163L15 162V163L18 165V166H17L16 164H14ZM24 161H26L25 163L27 164V160H24ZM33 161L35 162V159L32 160V162H33ZM36 161H37V160H36ZM41 161H40V162H41ZM73 161H74V160H73ZM100 161L98 160V162H100ZM115 161H116V160H115ZM117 161H118V160H117ZM120 161H121V160H119V162H120ZM250 161H251V160H250ZM1 162H2V160H1ZM5 162H6V161L4 160V162H3L2 164H4ZM9 162H10V161H9ZM11 162H10V165L12 166ZM38 162H37V164H38ZM42 162H43V161H42ZM49 162H51V161H49ZM49 162L46 161V163L50 164ZM59 162H58V163H59ZM74 162H75V161H74ZM96 162H97V161H96ZM119 162H118V163H119ZM6 163H7V162H6ZM44 163H45V162H44ZM44 163H42V164H44ZM94 163H95V162H94ZM113 163H114V161H113ZM124 163H125V164L127 163V164L131 165V163H129V162H124ZM124 163H122V161H121V163L118 164V165H116L117 163H115V166H116V167L119 166V165H120V166H123L122 164H124ZM142 163H144V162H142ZM241 163H242V161H241ZM241 163H240V164H241ZM251 163H253V162H251ZM0 164H1V163H0ZM31 164H32V163H30V166H33V165H34V163H33V165H31ZM35 164H36V162H35ZM37 164H36V165H37ZM54 164H53V165H54ZM60 164L66 165V164H64V161H63V163L61 162ZM60 164H57V165H60ZM97 164H98V163H96V165H97ZM127 164H126V166H128ZM133 164H134V163H133ZM24 165H25V164H24ZM24 165H23V168L25 169L26 167H24ZM27 165H28V164H27ZM27 165H25V166H27ZM51 165H52V164H51ZM51 165H50V166H51ZM67 165H69V163H67ZM71 165H73V163H72ZM93 165L95 166V164H93ZM134 165H135V164H134ZM134 165H133V166H134ZM136 165H137V163H136ZM136 165H135V167H136ZM143 165H145V164H143ZM146 165H147V164H146ZM244 165H245V164H244ZM0 166H1V167H2V166L4 167L5 164H4V165H0ZM7 166H9V165H7ZM11 166H10V168H13L11 171H14V169H17V168H14V166H13V167H11ZM39 166H40V165H39ZM41 166H42V167L44 166V167H43L44 169H48V168H49V167H47V166H48L47 164H44V165H41ZM41 166H40V167H41ZM54 166H56V165H54ZM54 166H52V168H54ZM99 166H101V165H99ZM99 166H98V167L96 166V167H97V168H100ZM133 166H132V167H133ZM139 166H142V165H139ZM147 166H148V165H147ZM249 166H250V165H249ZM5 167H6V166H5ZM21 167H22V166H20V168H21ZM27 167H29V166H27ZM33 167H34V169L36 168L35 166H33ZM33 167H32V169L29 168V169H31V175H32V173H33ZM37 167H38V166H37ZM42 167H41V170H42V171H40V172H41L40 175L43 176L44 174H42V172H43V171L45 172V170L42 169ZM45 167H47V168H45ZM58 167H59V166H58ZM58 167H57V168H58ZM124 167H125V166H123V168H124ZM129 167H130V166H129ZM129 167H128V169H129ZM142 167H146V166H142ZM142 167H141V168H138L139 170L137 169V170H138V173L136 172V174H139V172H140L141 170H143L144 173L146 172L145 169H143ZM7 168H8V167H7ZM7 168H6V169H7ZM10 168H8V169H10ZM52 168H51V169H52ZM62 168H63V166H62ZM65 168H66V167H65ZM65 168H63V169H65ZM94 168H95V167H94ZM94 168H93V169H94ZM97 168H95V171H96V172H97V170H96ZM112 168H113V167H112ZM112 168H111V169H112ZM119 168H120V167H118V169H119ZM121 168H122V167H121ZM6 169L4 168V170H6ZM18 169H19V168H18ZM24 169L21 168L22 171H20V170H19V171L16 170V171H17V172H20L19 174H21V172H23ZM26 169H27V168H26ZM29 169L26 170V173H25V175H23V177H24V176L26 177V174H28L27 171H28ZM38 169H39V168H37V170H35V172L33 173V177H32V176L30 177L29 174H28L29 176H27V177H30V178L28 179V180H29V186H27V188H26V190H27V194H28V195L25 194V195L28 196V202H26V203L23 202L22 204H25V205H26V204H30V203H31L30 205H26V206H28V207L31 206L33 203H36L35 205L38 206L39 204H37V203H38L39 200L44 196V195L42 194L43 192H45L44 189H43L44 186L41 185V179H43L44 177H39L40 175H38V176L36 175V174L38 173V172L36 173V171H39ZM54 169H55V168H54ZM60 169H61V168H59V170H60ZM63 169H62V170H63ZM86 169H87V168L85 167L84 170H86ZM128 169L126 168L127 171H128ZM140 169H141V170H140ZM147 169H148V171H149V168H147ZM147 169H146V170H147ZM241 169H242V168H241ZM247 169H248V170H247V174H248V176H249V180L251 181V184H254V185L259 186V185H262V184L264 183V156L261 157V158H259V159H257L256 162H255L253 165H251L249 168H247ZM1 170H2V168L0 169V171H1ZM49 170H50V169H49ZM49 170H48V171H49ZM52 170H53V169H52ZM52 170H51L50 172H52ZM56 170H58V169H56ZM68 170L66 169V173H67ZM80 170H79V171H80ZM91 170H92V168H91ZM100 170H101V168H100ZM100 170H99L98 172H100ZM103 170H104V169H103ZM103 170H102V171H103ZM114 170H116V168H115ZM114 170H113V172H114ZM126 170H125V171H124V170L121 171V169H120L121 172H119V173H120V174H121V173L124 174L123 172L126 173V172H127ZM16 171H14V172L16 173ZM29 171H30V170H29ZM48 171H46V172L48 173ZM63 171H64V170H63ZM63 171H62V172H63ZM93 171H94V170H93ZM102 171H101V172H102ZM116 171H117V170H116ZM116 171H115V172H116ZM132 171H133V170L131 169V172H132ZM6 172H8V170L5 171V173H6ZM14 172H12V173L9 172V173H11V176H12V175L14 174ZM24 172H25V171H24ZM46 172H45V173H46ZM50 172H49V173H50ZM88 172H90V170H89ZM115 172H114V173H115ZM129 172H130V170H129ZM129 172H127V175H129V174H128ZM131 172H130V173H131ZM133 172H134V171H133ZM0 173L2 174L3 172H0ZM5 173H4V174H5ZM9 173H8V174H9ZM49 173H48V174H49ZM64 173H65V172H64ZM64 173H63L62 175H64ZM76 173H77V174H76ZM83 173H86V172L84 171ZM94 173H95V172H94ZM103 173H104V172H103ZM116 173H117V172H116ZM116 173H115V174H116ZM119 173H118L117 175H120ZM235 173H236V172H235ZM8 174H6V175H4V176H7V178H8V177L11 178L10 176H8ZM19 174H18V175L15 174V175L19 176ZM34 174H35L37 177L41 178V179L37 178ZM38 174H39V173H38ZM48 174H45V175H47V177H48V176H49ZM50 174H51V173H50ZM133 174H134V173H133ZM133 174L131 173V174L129 175V177H130L131 175H133ZM2 175H3V174H2ZM21 175H22V174H21ZM21 175H20V176H21ZM68 175H69V174H68ZM68 175L66 174L65 177H66V176L68 177ZM72 175H73V174H72ZM72 175H70V176H71V177H70L71 179H72ZM75 175H74V176H75ZM101 175H102V173L100 174V176H101ZM125 175H126V174H125ZM134 175H135V174H134ZM145 175H146V173H145ZM145 175H144V176H145ZM148 175H150V174L148 173ZM231 175H232V174H231ZM4 176H2V177L0 176V182H2L1 179H2ZM50 176H52V175H50ZM103 176H104V174L102 175V177H103ZM105 176L107 177V175H105ZM122 176H123V175H121V177H122ZM140 176H142V178H143V175H140V174H139V177H140ZM45 177H46V176H45ZM63 177H64V176H63ZM63 177H62V178H63ZM65 177H64V178H65ZM67 177H66L65 179H68ZM82 177H83V176H82ZM102 177H101V178H102ZM119 177H120V176H119ZM145 177H147V175H146ZM226 177H227V176H226ZM12 178H13V176H12ZM12 178H11L10 180L13 182V179L16 178V177L14 176V178H13V179H12ZM17 178H18V177H17ZM48 178H49V177H48ZM53 178H54V176H53ZM53 178L51 177V180H52ZM70 178H69V179H70ZM73 178H75V177H73ZM80 178H81V176H80ZM99 178H100V177H99ZM104 178H105V177H103V179H104ZM148 178H149V177H148ZM25 179H26V178H25ZM46 179H47V178H44V180H43L45 184H46ZM78 179H79V178L69 180L68 184H69L70 190H72V189H73V191L75 190L76 187H74L73 185L75 184V182H77ZM109 179H110V178H109ZM109 179H106V180H108V182H109ZM123 179H124V178H123ZM126 179H127V178H126ZM146 179H147V178H146ZM187 179H188V178H187ZM5 180H6V177H5ZM10 180H9V179L6 180V181H8V182H7L8 184L11 183ZM21 180H23V178H21ZM21 180H20V181H21ZM28 180H27V181H28ZM30 180H31V183H30ZM51 180H47V181L49 182V181H51ZM53 180H54V179H53ZM53 180H52V181H53ZM79 180L81 181V179H79ZM79 180H78V181H79ZM82 180H83V179H82ZM106 180H105V184H107V183H106ZM111 180L114 181V179H111ZM115 180H117V179H115ZM185 180H186V179H185ZM220 180H221V179H220ZM17 181H18V183H20V182H19V178H18ZM17 181L14 180V184H15V185H19V184L15 183V182H17ZM27 181H21V182H22V183L24 182V184H25V183H27ZM43 181H42V183H43ZM52 181H51V182H52ZM61 181H65V180L63 179V180H61ZM80 181H79V182H80ZM242 181H243V180H242ZM3 182H4V184L6 183L5 181H3ZM65 182H66V181H65ZM65 182H64L62 185H64ZM79 182H77L76 184L79 185V187H77V189H79V191H80V189H82V188H84V187L81 186L82 188H80V185H81L82 183L79 184ZM82 182H83V181H82ZM114 182H115V181H114ZM114 182H113V185L115 184ZM139 182H140V181H139ZM53 183H54V182H53ZM60 183H62V182H60ZM134 183H135V182H134ZM134 183H133V184H134ZM141 183H142V182H141ZM4 184H3V185H4ZM8 184H6V185H8ZM24 184H21V187H22V185H24ZM27 184H28V183H27ZM49 184H50V183H49ZM56 184H57V183H56ZM83 184H84V183H83ZM138 184H139V183H138ZM43 185H44V184H43ZM51 185H53V184H51ZM62 185L60 184L59 187L61 188ZM65 185H66V184H65ZM113 185H111V186H113ZM139 185H140V184H139ZM139 185H138V188H139ZM244 185H245L244 183L242 184V183L240 182V179H239V180H236V179L233 178V177L227 178V179L223 180L222 184H220L218 187L213 188V190L211 191L210 198L208 199V207H207V209H206L205 207H199V208H197L195 211H192V212H190L189 214H187V216H184L183 218H178V217L175 218V219H178V221H177V223L175 224V228H174V232H173V234H169L170 236H169L168 238H166V239L164 238V240L161 239L162 241H160V242L157 244L158 249H159V252H158L159 255L157 256V262L159 263L163 258H165V257L168 256L169 254L173 253V255H172V256H169V258H168L169 263H171V264H220V261H221L222 259L224 260V261H222V263L225 262L224 264H237L236 255H235V250H234V240H235V236H236V234H237V233H240V231H242V227H241V226L234 225V224H233V221H235V218H237L238 216H240V209H239V207H237V206L234 207V206L232 205V203H230V201H228V200H229V199H230V200H231V199L233 200V198H234L235 196L238 195V198H240L241 201H242V199H244V201H247V204H248V205H247V207L245 208V210H244V212H243V214H242L241 216H242V218H243V220H244V226L247 227L248 230L251 229L252 226H253L254 224L259 223V222L261 221V220H260L261 218H264V194H263V189H262V190H259V191H258L257 193H255V194H252L251 190H250V189H247L246 187H244ZM0 186H2V184H1ZM54 186H55V185H54ZM72 186H73L74 188H72ZM76 186H77V185H76ZM130 186H132V185H130ZM135 186H136V184H135ZM210 186H211V185H210ZM242 186H243V187H242ZM11 187H12V185H11ZM14 187H16V186H14ZM18 187H19V186H17V188H18ZM21 187H19V189H20ZM24 187H25V185H24ZM49 187H50V185L47 186L48 189L51 188V187H50V188H49ZM63 187H64V186H63ZM65 187H67V185H66ZM69 187H68V188H69ZM108 187H109V186H108ZM108 187L106 186V188H108ZM241 187H242V188H241ZM255 187H256V186H255ZM9 188H10V186L8 185L7 189H9ZM45 188H46V185H45ZM130 188L133 189V190H135V187L133 188V186L130 187ZM138 188H137V189H138ZM1 189H5V187H4V188H1ZM1 189H0V190H1ZM10 189H11L13 192H15V191L13 190L14 188H13V189L10 188ZM19 189H18V190H19ZM48 189H47V190H48ZM53 189H55V188H53ZM64 189H66V188H64ZM77 189H76V190H77ZM84 189H85V188H84ZM128 189H129V187H128ZM131 189H129V190L132 191ZM11 190H9V192L6 191V194H7V192H8L7 195H6V194H4V195L1 194V197H4L5 195H6V196H8V195L10 196V194H11V195L14 194V193H11V192H10ZM15 190H16V188H15ZM22 190H23V191H20V190H19V191L16 190V191L19 192V193H20V192H23V193H24V190H25V189L22 188ZM26 190H25V192H26ZM45 190H46V189H45ZM50 190H52V189H50ZM56 190L58 191V188H57ZM59 190H60L61 193H60L59 191H58V193H60V195H61V197H62V190H63V189H59ZM66 190H67V189H66ZM66 190H63L64 196H65L66 199L69 197L68 199L70 200V199L72 198L71 196H73V195H70V192H71V191L68 192L69 190H67V191H66ZM76 190H75V191H76ZM48 191H49V190H48ZM48 191H47V192H48ZM54 191H55V190H54ZM54 191H51V192H54ZM64 191H66V192H64ZM73 191H72V192H73ZM79 191H78V192H79ZM82 191H84V190H82ZM135 191H136V190H135ZM72 192H71V194H73ZM76 192H77V191H76ZM78 192H77V193H78ZM3 193H4V192H3ZM15 193H16V192H15ZM19 193H18V195H19ZM56 193H57V192H56ZM58 193H57V194H58ZM77 193H74V195L77 194ZM80 193H81V192H80ZM105 193H107V192H105ZM44 194H46V192H45ZM47 194H50V193H47ZM47 194H46V197L49 198L50 195L47 196ZM2 195H3V196H2ZM16 195H17V194H16ZM20 195H22V193H20ZM23 195H24V194H23ZM42 195H43V196H42ZM104 195H105V194H104ZM108 195H109V194H108ZM9 196H8V199L10 198ZM27 196H26V197H27ZM56 196L59 197V195H56ZM78 196H80V195H77V196H74V197H75V198H76V197L79 198ZM118 196L121 197L120 195H118ZM195 196H197V195H195ZM1 197H0V199H1ZM12 197H13V196H12ZM16 197H17V196H16ZM19 197H20V196H18L17 199H18ZM21 197H22V196H21ZM21 197H20V198H21ZM46 197L44 196L43 198H46ZM84 197H85V196H84ZM84 197H83V198H84ZM110 197H113V198H111V199H113L114 201H116V199L114 198V196L110 195ZM115 197H117V196H115ZM119 197H118V198H119ZM189 197H190V196H189ZM198 197H199V196H198ZM208 197H209V196H208ZM20 198H19L18 200H20ZM23 198H24V196H23ZM52 198H53V197H52ZM56 198H57V197L53 198V200L57 203V201L55 200ZM62 198L64 199V197H62ZM105 198L107 199V197H105ZM5 199L8 200L7 198H5ZM5 199H4V200H5ZM13 199L15 200V197H14ZM13 199H12V200H13ZM49 199H50V198H49ZM59 199H60V200H58V203L60 204V202L63 201V200H62L61 198H59ZM66 199H65V200H66ZM68 199H67V200H68ZM100 199H101V196L99 197L98 200H100ZM184 199H185V198H184ZM189 199H190V201L192 200L191 198H189ZM189 199H188V200H189ZM2 200H3V199H2ZM2 200H0V203H1ZM4 200H3V201H4ZM18 200H16V203H17ZM22 200H23V199H22ZM36 200H38V201H37V202H34V201H36ZM41 200H42V199H41ZM45 200H47V198H46ZM53 200H52V201H53ZM67 200H66V201H67ZM73 200H74V199H73ZM73 200H72V205H73V206H74V205H76V206L79 205V203H80V199H79L78 201H76L75 203H73ZM113 200H112V201H113ZM118 200H119V199H118ZM185 200H186V199H185ZM232 200H231V202H232ZM236 200H237V198H236ZM47 201H48V200H47ZM49 201H51V199H50ZM49 201H48V202H49ZM52 201H51V202H52ZM74 201H75V200H74ZM83 201H84V200H82L81 203H83ZM109 201H110V200H109ZM109 201H108V202H109ZM195 201H196V200H194V202H195ZM19 202H20V201H19ZM19 202H18V203H19ZM21 202H22V201H21ZM32 202H33V203H32ZM41 202H42V201H41ZM45 202H46V201H45ZM48 202H47V203H48ZM63 202H65V201H63ZM70 202H71V201H70ZM70 202H69V203H70ZM84 202H85V201H84ZM101 202H102V201H100V203H98V204H101ZM191 202H192V201H191ZM201 202H202V201H201ZM7 203L9 204V207H8V208H10V206H11V207L13 206L12 204L10 205V202L7 201ZM7 203H4V204H7ZM12 203H13V202H12ZM16 203H15V206L18 208V206H19L21 203H19V205L17 204L18 206L16 205ZM42 203H43V202H42ZM42 203H41L40 205L43 206V207H41V206L38 207L40 210H41V209L43 210L44 208H47V207H44L45 205H44V204L42 205ZM49 203H50V202H49ZM49 203H48V206L50 205ZM53 203H54V202H53ZM58 203H57V205H59ZM67 203H68V202H67ZM102 203H105V202H102ZM184 203H185V202H184ZM187 203H188V205L190 206L189 202H187ZM229 203H230V204H229ZM1 204H2V203H1ZM1 204H0V207H1ZM51 204H52V203H51ZM63 204H64V203H63ZM63 204L61 205V207H60V205H59V208L57 207V205H55V208L57 207V209H60V208H62V209L64 208V209H65V207H66L67 205L65 204V207H62ZM94 204H95V203H94ZM96 204H97V203H96ZM192 204H193V203H192ZM228 204H229V205H228ZM235 204H236V203H235ZM2 205H3V204H2ZM35 205H32V206L34 207ZM82 205H83V204H82ZM82 205H81V207H83ZM104 205L106 206V204H104ZM107 205H108V204H107ZM109 205H110V204H109ZM199 205H201V204H199ZM231 205H232V206H231ZM23 206H24V205H23ZM37 206H35V207L37 208ZM52 206H53V209H55V208H54V204L51 205L49 208H51ZM70 206H71V205H69V207H70ZM76 206H75V207H76ZM98 206L100 207V205H98ZM98 206H97V207H98ZM105 206H103V207H105ZM201 206H202V205H201ZM238 206H239V205H238ZM2 207H3V206H2ZM2 207H1V209H3ZM4 207H7V206L5 205ZM24 207H25V206H24ZM28 207H27V208H28ZM67 207H68V206H67ZM69 207L66 208L65 210H66L67 212H69V213H70V211H71V213H72L73 210L68 211V210H69ZM71 207H72V206H71ZM75 207H74V208H71V209H74V210H75ZM78 207H79V206H78ZM81 207H79V208H80V209H85V208H81ZM97 207H96V208H97ZM103 207H101L100 209L102 210ZM108 207H109V206H108ZM110 207H111V206H110ZM112 207H114V205H113ZM8 208H4V209H7V210H8ZM20 208L22 209L21 205H20ZM20 208H18V209H20ZM25 208H26V207H25ZM31 208H32V207H31ZM79 208H78V209H79ZM105 208H107V207H105ZM105 208H104L103 211L99 210V208H98L97 210H99V211H101V212L104 213ZM178 208H179V207H178ZM11 209H12V208H11ZM11 209H10V210H11ZM34 209H35V208H33L32 211H33ZM62 209H61V211H62ZM67 209H68V210H67ZM80 209H79L80 213H78L79 211H76V210H77V208H76V210H75V211H76V214H77V213H78L79 215L82 214V213L84 214V211H85V210H83V212H82ZM110 209H111V208H110ZM110 209H109V210H110ZM112 209H113V208H112ZM112 209H111V210H112ZM115 209H116V208H114L113 210H115ZM22 210H23V209H22ZM24 210H27V209H24ZM42 210H41V211H42ZM46 210H47V212H48V210H50V209H46ZM106 210H107V209H106ZM109 210H108V211H109ZM113 210H112V211H113ZM176 210H177V209H176ZM176 210H175V211H176ZM182 210H183V209H182ZM0 211H1V210H0ZM5 211H6V210H5ZM38 211H39V210H38ZM51 211H52V210H51ZM53 211H54V210H53ZM75 211H74V212H75ZM116 211H117V210H116ZM185 211H188V210H184V211H182V212H185ZM1 212H2V211H1ZM10 212H11V213H10ZM24 212H25V214L27 213L26 211H24ZM54 212H56V210H55ZM74 212H73V213H74ZM101 212H100V213H101ZM177 212H178V211H177ZM3 213H4V212H3ZM7 213H8V214H12L13 211H9V212H7ZM16 213H17V212H16ZM22 213H23V212H22ZM28 213H29V210H28ZM37 213H38V212H37ZM39 213H40V212H39ZM39 213H38V214H39ZM62 213H63V212H62ZM64 213H66V212H64ZM69 213H68V214H69ZM103 213H101V214L104 215ZM105 213L108 214V212H106V211H105ZM122 213H123V212H122ZM180 213H181V212H180ZM187 213H188V212H187ZM1 214H2V213H1ZM13 214L16 215L15 213H13ZM25 214H24V215H25ZM52 214H53V213H52ZM54 214H55V213H54ZM54 214H53V215H54ZM78 214H77V215H78ZM111 214H112V213H111ZM111 214H110V215L108 214V215L110 216V218L114 216L113 214H117V213H116V212L113 213V214H112L113 216H112ZM14 215H11V217L13 216V218H14ZM24 215H23V216H24ZM27 215L29 216V214H27ZM34 215H35V214H34ZM34 215H33V212H32V215H31V216L34 217ZM50 215H51V214H50ZM55 215H58V213L55 214ZM77 215H76V217H77ZM84 215H85V214H84ZM99 215H100V214H99ZM105 215H106V214H105ZM117 215H118V217H117L116 219H119V217H121V215H119V214H117ZM183 215H184V214H183ZM25 216H26V215H25ZM44 216H45V213H44V211H42V214L40 213V215L38 216V219H39V218H43ZM69 216H72V215L70 214ZM82 216H83V215H82ZM82 216H80V218H81ZM85 216H86V215H85ZM176 216H180L179 213H178V214L176 213ZM6 217H7V216H6ZM6 217H5V218H6ZM11 217H8V218H11ZM16 217H17V216H15V218H16ZM26 217H27V216H26ZM54 217H55V216H54ZM66 217H67V216H66ZM73 217H75V216H73ZM76 217H75V218H71L70 224L68 223L69 225H68V224L66 223V221H65V222H64V223H66V224H65V227H64V229H62L61 234H60L61 237L58 235V238H63V239H61V240L67 239V238H64V237H67V235H68V234H67L68 232L66 233V231L68 230L66 225H68L69 228H70V230H71V232L69 231L70 236L68 235L69 237H68V240H67L66 242H68V243L70 242L69 244H71V246L66 245V244H68V243H66V242H63V243H65V245H64L60 239H59V240H60L61 242H59L58 244H61V243H62V244L64 245V247H65V246H68V248H69V247H72V248H70V250H71V249H74L75 251H76L77 248H80V246H81V247L83 246V245H81L82 242H83V244H84V242H85V239H84V241H83V235H82V233H81V231H82V229H83V227H81V223H83V224H85V223H84V222H81V223H80L79 221H81L82 218L79 219V218H76ZM104 217H105V216H103V218H102V219H103V222H104ZM131 217H133V216H131ZM0 218L3 219V218H4L3 215H2V217H0ZM5 218H4V219H5ZM27 218L30 219L31 217H27ZM69 218H70V217H69ZM105 218H106V217H105ZM107 218H108V217H107ZM110 218L108 219L109 221H110ZM121 218H122V217H121ZM124 218H125V216L123 217V219H124ZM127 218H128V216H127ZM2 219H1V220H2ZM16 219H17V218H16ZM33 219H34V218H33ZM47 219H48V218H47ZM50 219H51V216H50ZM50 219H49V220H50ZM84 219H85V218L83 217L82 220H84ZM129 219H130V216H129ZM131 219H132V218H131ZM1 220H0V221H1ZM20 220H22V219H20ZM39 220H40V219H39ZM39 220H37V217H36L35 221H36V222H37V221L40 222ZM45 220H46V218H45ZM45 220H44V222H45ZM69 220H70V219H69ZM88 220H89V219H86V221H88ZM113 220H115V217H113ZM31 221L33 222L34 220L31 219ZM31 221H30V222H31ZM35 221H34V223H35ZM41 221H42V219H41ZM99 221H102V220L99 219L98 222H99ZM109 221H108V222H109ZM111 221H112V219H111ZM24 222H25V221H24ZM30 222H29V223H30ZM44 222L42 221V222H40V223H44ZM108 222H107V219H106V221H105L104 223L107 224ZM173 222H175V221H173ZM34 223H33V224H34ZM40 223H37V224L40 225L41 228H44L45 226H42V224H40ZM46 223H47V222H46ZM58 223H59V222H58ZM61 223H62V222H61ZM263 223H264V221H263ZM263 223H262V224H263ZM27 224H28V223H27ZM37 224H36V225H37ZM59 224H60V223H59ZM59 224H58V225H59ZM38 225H37V226H38ZM44 225H45V224H44ZM55 225H56V224H54V226H55ZM61 225H62V224H61ZM172 225H174V224H172ZM33 226H34V225H33ZM37 226H36V227H37ZM40 226H39V227H40ZM56 226H57V225H56ZM62 226H63V225H62ZM84 226H86V225H84ZM17 227H18V226H17ZM19 227H20V226H19ZM19 227H18V229H19ZM23 227H24V226H22L21 228L23 229ZM26 227H27V226H26ZM34 227H35V226H34ZM39 227H38L37 229H39ZM170 227H171V225H170ZM170 227H169V228H170ZM21 228H20V231H21V233H22V237H23V231L21 230ZM56 228H57V227H55V229H56ZM59 228H60V227H59ZM172 228H173V227H172ZM260 228H261V227H260ZM8 229H9V228H8ZM13 229H14V228H12V230H13ZM53 229H54V228H53ZM57 229H58V228H57ZM84 229H85V228H84ZM3 230H4V229H3ZM15 230H16V232H18V230H17L16 228H15ZM15 230L12 231V232L14 233ZM43 230H45V229H43ZM47 230H48V229H47ZM50 230H52V229H50ZM59 230H61V228H60ZM86 230H87V229H86ZM0 231H1V232H0L1 234H0V235H2V236H0V237L3 238V239H0V240H4V237H6V235H7V237L9 236V233L6 234L5 231H4V233H3L2 229H1ZM26 231H31V233L33 234L32 229H30V228L27 229ZM40 231H41V230H39V232H40ZM48 231H49V230H48ZM54 231L56 232V230H54ZM57 231H58V230H57ZM251 231H252V230H251ZM51 232H53V231H51ZM55 232L52 233V236H54L53 234H55ZM2 233L4 234V236H3ZM18 233H20V232H18ZM18 233H17V234H18ZM31 233H30V234H31ZM44 233H46V232L44 231ZM49 233H50V232H49ZM56 233H58V232H56ZM59 233H60V232H59ZM14 234H15V233H14ZM14 234H12V235H14ZM17 234H16V235H17ZM30 234L28 233V234H26V235H30ZM32 234H31V235H32ZM34 234H36V233H34ZM249 234H250V233H249ZM261 234H262V233H261ZM39 235H40V234H39ZM43 235H45V234H43ZM46 235H50V234L47 233ZM46 235H45V237H46ZM247 235H248V234H247ZM258 235H259V234H258ZM258 235H257V236H258ZM10 236H11V233H10ZM32 236H33V235H32ZM36 236H37V234H36ZM40 236H42V235H40ZM56 236H57V235L55 234L54 238L51 239L52 242H53V239H55ZM11 237H12V236H11ZM85 237H86V236H85ZM85 237H84V238H85ZM32 238H33V237H32ZM36 238H37V237H36ZM40 238H41V237H39V240H40ZM259 238L261 239V238H263V237H262V236H261V237L259 236ZM34 239H35V237H34ZM37 239H38V238H37ZM256 239H257V238H256ZM9 240H10V239L6 240V242L9 241ZM43 240H44V239H43ZM43 240H42V241L40 240V242L42 243ZM69 240H70V241H69ZM261 240H262V239H261ZM261 240H260V241H261ZM263 240H264V239H263ZM26 241H28V240H26ZM30 241H31L30 243L28 242L29 244H31L33 240L31 239ZM248 241H249V240H248ZM253 241H254V240H253ZM0 242H1V241H0ZM10 242H13V241H10ZM23 242H24V241H23ZM40 242L38 241V244H39ZM45 242H46V240H45ZM45 242H44V243H45ZM261 242H262V241H261ZM8 243H9V242H8ZM33 243H36V242H33ZM48 243H49V242H47L46 244H48ZM53 243H57V241L54 240ZM107 243H108V242H107ZM107 243H106V244H107ZM140 243H141V242H140ZM258 243H260V242L258 241ZM262 243H263V242H262ZM262 243H261V244H262ZM10 244H11V243H9L8 245H10ZM36 244H37V243H36ZM106 244H105V246H107L109 243H108L107 245H106ZM250 244H251V243H250ZM263 244H264V243H263ZM1 245L4 246V245H3V241H2V244H0V247H1ZM21 245H23V243H22ZM42 245H43V243H42ZM44 245H45V244H44ZM44 245H43V246H44ZM51 245H53V244L51 243ZM140 245H141V244H140ZM12 246H13V245H12ZM24 246H25V244H24L22 247H24ZM33 246H34V244H33ZM59 246H61V245H59ZM108 246L110 247V244H109ZM120 246H122V245L120 244ZM120 246H119V249L121 248ZM141 246H142V245H141ZM250 246H252V245H250ZM8 247H9V246H7L6 248L8 249ZM14 247H15V246H14ZM14 247H13V248H14ZM22 247H19V248L22 249ZM27 247H28V246H27ZM36 247H37V246H36ZM36 247H34V248H36ZM38 247H40V246H38ZM38 247H37V248H38ZM44 247H45V246H44ZM52 247L55 248V246H52ZM56 247H58V246H56ZM62 247H63V246H62ZM142 247H143V246H142ZM257 247H258V245H257ZM259 247H260V246H259ZM1 248H3V247H1ZM16 248H18V247H16ZM19 248H18V252H19V250H20ZM28 248H29V249H27V248L25 247V249L27 250V252H28V250H29L31 254L33 253V251H36V250L39 249V248H38V249L35 250V249H32L31 247H28ZM45 248L47 249V251H48V250H49V251L51 250V249H50L51 247H49V246H48L49 249H48L47 247H45ZM54 248H52V249H54ZM58 248H61V247H58ZM66 248H67V247H65V249H66ZM68 248H67V249H68ZM110 248H111V247H110ZM123 248H124V246H123ZM263 248H264V247H263ZM3 249H4V248H3ZM10 249H12L11 245H10V247H9V249H8V253H7L6 255H9V251L11 252ZM30 249H32L33 251L30 250ZM40 249H41V248H40ZM42 249H43V247H42ZM42 249H41V250H42ZM46 249H44V250H46ZM61 249H62V248H61ZM61 249H60V251H59V249H57V251H59V252L64 251V249H63V250H61ZM80 249H81V248H80ZM121 249H122V248H121ZM126 249H127V248H126ZM140 249H141V247L139 248V250H140ZM0 250H2V249H0ZM5 250H6V249H5ZM22 250H24V249H22ZM44 250H42V252L39 251V253H42L43 256H44V253H43ZM55 250H56V248H55ZM74 250H73V251H74ZM124 250H125V249H124ZM24 251H25V250H24ZM73 251L71 250V254H73V253H72ZM77 251H79V250H77ZM77 251H76V252H77ZM80 251H82V250H80ZM236 251H237V250H236ZM246 251H248V250H246ZM249 251H250V250H249ZM258 251H259L260 253H262V251H264V250L262 249V251H260V250L258 249ZM0 252H1V251H0ZM5 252H6V251H5ZM5 252H4V253H5ZM27 252H26V253H27ZM51 252H52V250H51ZM51 252H47V253H51ZM65 252H66V250H65ZM69 252H70V251H69ZM121 252L123 253V249H122ZM124 252H125V251H124ZM13 253H14V251H13ZM22 253H23V255H24V252H23V251H22ZM22 253H21V255H22ZM28 253H29V252H28ZM30 253H29V254H30ZM57 253H58V252H57ZM250 253H251V252H250ZM2 254H3V253L1 252L0 255H2ZM16 254H17V253H15V255H16ZM18 254H19V253H18ZM53 254H54V257H55V255H57L56 252L52 253V255H53ZM59 254H60V253H59ZM62 254H63V252H62ZM69 254H70V253H69ZM123 254H124V253H123ZM126 254H127V253H126ZM258 254H259V253H258ZM21 255H20V256H21ZM45 255H46V253H45ZM239 255H240V254H239ZM9 256H12V252H11V254H10ZM13 256H14V255H13ZM13 256H12V257H13ZM25 256H26V255H25ZM113 256H115V255H113ZM118 256H120V255H118ZM249 256H250V255H249ZM259 256H260V255H259ZM4 257H7V256H4ZM15 257H16V256H15ZM15 257H13V258H15ZM18 257H19V256H18ZM18 257H16L15 259H17ZM23 257H24V256H23ZM26 257H27V256H26ZM47 257H48V256H47ZM115 257H116V256H115ZM120 257H122V255H121ZM123 257H124V256H123ZM123 257H122V258H123ZM8 258H9V257H8ZM13 258H11V259H13ZM19 258H20V257H19ZM24 258H25V257H24ZM45 258H46V257H44V259H45ZM110 258H112V257H110ZM122 258H121V259H122ZM263 258H264V257H263ZM15 259H14V260H15ZM66 259H67V258H66ZM112 259H114V258H112ZM118 259L121 260L120 258H118ZM118 259H117V260H118ZM123 259H124V258H123ZM220 259H221V260H220ZM258 259H259V257H258ZM260 259H261V258H260ZM18 260H19V263H20L21 259H18ZM23 260H24V259H22V262H24ZM28 260L30 261V259H28ZM10 261H11V260H10ZM46 261H47V259H46ZM62 261H63V260H62ZM67 261H68V260H67ZM111 261H112V260H111ZM246 261H247V260H246ZM261 261H263V260H261ZM8 262H9V261H8ZM11 262L13 263V261H11ZM11 262H10V263H11ZM14 262H16L15 264L18 263L17 260L14 261ZM22 262H21L20 264H22ZM25 262H26V261H25ZM47 262H48V261H47ZM49 262H50V261H49ZM123 262H125V260H124ZM19 263H18V264H19ZM30 263H31V261H30ZM74 263H75V262H74ZM125 263H126V262H125ZM125 263H124V264H125ZM7 264H8V263H7ZM13 264H14V263H13ZM25 264H26V263H25ZM27 264H28V263H27ZM62 264H70V262L67 263V262L65 261V262H63ZM118 264H119V263H118ZM120 264H123V263H120ZM260 264H261V263H260ZM262 264H263V263H262Z\"/></svg>",
    "mask_w": 264,
    "mask_h": 264
}]
</instances>
